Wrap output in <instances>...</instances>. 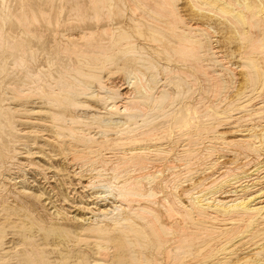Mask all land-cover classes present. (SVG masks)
Wrapping results in <instances>:
<instances>
[{
	"label": "bare ground",
	"instance_id": "bare-ground-1",
	"mask_svg": "<svg viewBox=\"0 0 264 264\" xmlns=\"http://www.w3.org/2000/svg\"><path fill=\"white\" fill-rule=\"evenodd\" d=\"M3 1L4 0H2V2ZM6 1H7V3H6ZM12 1L14 2V5L15 4L19 5V6H15L16 7L15 13L13 12L14 11L13 8H11L12 7V5H11ZM21 1H23V0H20V2ZM29 1H31L30 4L31 3L33 5L35 4L34 7L31 8L30 5L28 6L27 0L25 3V4H27L26 5L27 8H25V6H23V5L18 4L19 0H5V2H3V3L4 4L6 3L5 4L6 7L3 5L2 8L0 7L1 8L0 10L2 11L3 9L6 8L9 11V13H7V14H9L10 18H13L14 21L9 19L10 23L12 21L11 24H13V25L17 24L18 21L20 22V19L25 20L26 23H24L23 21L22 22L25 25L28 24L26 27L27 28L26 30H28V33H27L28 37L27 38L32 37V38H35V39H33V40H35L34 42H37V41L40 42L41 38L42 39L44 37L48 38L47 37L48 35L46 36V34L48 33V29L44 30V28H47V27H41V32L43 30L44 32H46V34L44 32H42V33L39 32V33H41V34H39L36 30V27L38 28L42 24L47 23L48 25H50L53 28V26H52L53 23L51 25V22L53 20L50 19L53 15L48 14V16H47V13H49V12H46L45 8L48 7L49 10L50 9H52V11L55 10V8H53V7L50 8V7H51V5L52 6L54 4L56 5L57 0L56 1L54 0L55 3H53V0H46V4H45L46 6H44V7L42 5H39L37 0H29ZM43 1L44 0H42V2ZM127 1H125V2H127ZM130 1H131V4H129ZM178 1L179 0H129L128 1L129 14L127 15V14H125L126 11H124V9H123V6L125 4L122 5L123 2L120 0H65V1L62 0L61 3L65 5V6L61 5V7H63V11H64L63 13L65 15V16L63 15V18L65 17V20L69 24H66V26H65V24L63 22L61 24L63 29L61 27H59V28L61 30H64V31H65V29L67 31V28H65V27L69 28L68 31L72 28V31L74 32V29H75L74 27H76L75 30L77 31V29H78L79 34L76 36L74 35L73 37H71V39L69 38L70 41H72V46H69V44L67 42L65 43V44H68L66 46H62V45L58 46L59 44L58 45L55 44V43H57L56 34H52L53 33V31H52V33H51L52 38L49 36V38H51V39H49V38L48 39H49V41L51 40L50 44L54 43V45L52 44L53 46H50V48H52V51H55V50H57V51L52 53L51 49L49 48L50 49L49 51H51L50 52L51 54L49 52L48 53L53 56L52 58H50L51 56L49 57L48 56L49 54L43 50L46 54H48L47 57L50 58V59L47 58L48 60L46 59L47 62L49 61L47 63V64H49V67L56 66V67H53L54 70L52 69L51 71L48 70L50 68H46L47 69L46 70L44 67L39 66V68L41 67V68H43V70L41 71L40 70L41 68H40L38 70L39 72H37V70H34L35 66L33 64H31V62L33 60L35 62H37V64L39 63L38 62L39 60L32 59L33 56L30 57L29 55L36 53L35 51L40 49L39 47L41 46V43H39L40 44L39 47H36L39 49H36L35 46H32V44L35 45L36 43L28 42L27 40H25L24 37L26 35L22 37V35L20 34L21 38L19 36V40H23V41L25 40V41L23 43H18V42H16L17 39L15 40L17 33L16 34H15V32L11 33V31H9L10 28H8L9 29L8 31L13 36L15 35V37H11L10 34H8L9 32L6 33L7 37H9L11 39L9 41L10 42L9 48H11V49H9V50H12L13 53L16 52V54H14L15 57H16V55H18L17 60H15L16 63L18 62L22 65L24 64V66H25V64H27L25 62L28 60L27 57L28 58L30 57L29 58L30 60L32 59V61H29L30 63L27 64L28 66L29 65H31V66H29V67L27 65L26 66L28 68L32 67L31 69H33V70L30 69L31 72L30 71L28 72V70H27V72H25V73H26V75H28V78H31V80H34V82H35L34 87L29 84L31 86L30 91H31V94H32V92H34L33 93L34 96H37L34 98H37L38 100H40L41 107H39L38 109H33L34 112L30 113L31 116H29V118L33 117L32 114L40 116L39 119L34 121V122H36L35 124L38 127V132L39 133L41 132L42 137L45 139L44 141H46L48 143L46 146H51L53 148L51 150V152L54 153L53 155L52 154L48 155V154L44 153L42 150L41 152H39L42 155H39V153H38L37 155L35 154V157L39 155L37 157L39 159L42 156L46 157V158L48 157L49 159H51L52 157L56 156V158L64 161L65 170L61 168L63 166H61V167L59 166L60 167L59 169L64 170L65 171L64 175L67 176L68 178L76 179V181H78L77 186L80 189H83V190H85V189L89 190L90 189L91 190V189L98 188V187L101 188V189H99L100 191H96L90 195L87 194L88 196H85V198L87 199V203L80 202V203H82L81 205L80 204L74 205L71 203L72 208H75L76 211L79 212V215H80V212H83L84 216H82L80 218L76 217V216H78V214H76L75 216H71L72 214L70 215L69 214L70 212L69 213L66 212L64 210L65 208L59 209L57 211L55 210L56 212H54V213L52 212L53 214H55L56 218L54 216H52L53 214L51 215L57 221V224L64 225V222H66V221L68 222V220L72 219V220H76L77 222H79L83 226H85V227H81L78 230L79 232L77 231L78 233H73L74 236L72 238H74L77 242H82V243L84 242V243H87L89 245H93L94 247H96L99 250V254L102 253L103 255H104V253L105 254L109 253L108 251L111 250L112 255L109 256L108 259L105 258L108 255L104 256V259H106V260L99 259L97 257L99 260H96V261L93 260L94 263H92V264H146L145 263V260H146L145 257L149 256L150 254H148V255L146 254L147 256H145L143 252H140V251H142V248L145 246H143L144 244H142L140 239H138V237H140L139 235H141L145 239V237L147 235L146 233H150V235L152 236L150 238L151 239L154 238L156 240V242H154L155 245H156V243L158 245L162 244L163 242L168 240L167 236L169 234L166 231V225L165 226L163 225V223H164L163 220H162L163 223L159 222V219L161 217L159 218V217L155 216L153 214L155 212L150 210L149 209L150 207L148 205H147L149 207V208L147 207L148 209L145 207L144 208L138 207L139 210L138 209L135 210V209H133L134 207L132 208V203H134L135 201H137L140 198H147V199L151 200L152 198L156 197V195L157 196L159 195V193L156 194V192H154L152 188L149 191L144 189V191L148 192L146 194H145V192L142 191L143 190L142 189V185H143L142 182L143 181H148L149 186L152 182H155L153 179V177H155V176L151 175L152 173L149 175H146L147 173H149L148 171L150 169H148L149 167L146 165L147 162L145 163V160H144L145 155L147 156V154L153 152L154 154L157 153V156L161 157L162 155H158V154L166 153L169 150H171L169 148H174V147L177 148L180 151V153L183 154L184 156L191 157L192 159L196 158V160H195L196 162L198 161L197 159H199L201 161V162L198 161V162H200V166H201L200 169L198 170V173H200V174L195 176L194 175V169H192V167H191V169L193 170L192 171L193 173L186 171V173H189V174L191 173L195 176V177L192 176L194 178H189V179H187V178L190 175H188V177L185 176L186 177L185 183L191 182V184H192V186L190 184H188L191 186V187L189 186L190 188L188 187L189 189L186 187L188 190H185L184 187L180 186L183 188L182 192H184V193H182V195H185L184 198L186 199V202L183 201V198L181 200V198H180L181 194H177L180 192L179 190L181 189L179 187L180 189H178V191H179L178 192L177 191L178 186L175 189L176 191L173 194L171 193L174 201L167 200V198H165L166 196L164 197V200H163L165 202H163L161 199L160 200L167 205V206L164 205L166 208L165 210H167L165 212L169 211L170 214H172L174 216V217L171 216L172 218H174L173 220H175V219L177 220V217L180 216L179 213L184 212L185 213L184 215L186 216L185 220L187 221V218L190 219L191 225L196 227L195 228L192 226V228L199 229L200 231L202 230V231L206 232L205 233L206 235L204 236L206 240H204L203 242H198L199 241V238H198L197 239L198 241L196 240V242H198L197 244H200V243L201 244L198 247L194 248L193 242H194L195 238H197V235L199 233H200L199 235L202 236L204 232L199 231L197 234V232L193 233L192 230L191 231L188 230L190 234L187 231L188 234L186 235L185 230H187L188 226H185V224L183 225V223L185 222V220H184V221H182V224L180 223L181 225L187 227L186 229L185 228L182 229V230L185 229L184 230L185 231L184 232V236H185L184 240H182L181 242H179L177 244L178 240L175 239L177 241L176 242L174 241L175 243L173 242V246H174V244H176V246L173 248H169L170 250H167L168 248L167 249L164 248L166 244H164V245L162 244V247L164 246L163 248L166 249L167 251H169V253H171L177 247L182 248L184 257H185V255L187 256V259L190 258V256L193 257L192 264H264V232H263V234H258V233H256V229L258 231V228L254 227L255 225H258V224L264 225V162L263 163L262 162H258V163L256 162L258 165L260 164V166L257 169L254 168V170L251 171L250 173H246L244 171L243 166L238 167V168H235V166H233V167L231 166L232 168H229L230 167L229 165L231 162L228 164L229 167H227V169L225 170V168H226V166L224 165L225 162L223 164L224 160H226V161L227 160H233V159H227V158L224 159L225 157H227L226 152L228 150H231V149H229L231 147H233V148L235 147L234 149H236V152H238L240 150L236 147L243 148V150H245V152L253 153V157L255 156V157H257L258 160L260 159V160L264 161V158L261 159L262 155L264 153V125L262 124V126H263V127L261 126L262 129L256 128V127H259L258 124H257L258 126H256V127H252V126L249 127L250 122L248 123V121L252 120L250 118V114H245V115L242 114L243 112H247V113L250 112L251 113L254 111L257 112L259 110H262V112H264L263 111L264 105L263 106L261 105V106L257 107L256 109H254V107H255L254 105L255 104L257 105L259 103H255L252 106L250 103L252 101V100L250 101V99L252 97L250 99L244 100L247 96V95L245 96L246 93L242 94V96L244 95L245 97L239 96V98H238L237 96H235L238 98V99L236 98L237 100L235 99V97H233L234 95L232 94L233 96L232 95L231 96L233 97V99H235L234 101L229 100V102H228L227 99H224L225 98L223 95L224 91L226 90V92L228 93L227 88H229V86H227L228 83H226L225 80H226V76H228L229 74L227 75V73H226V76H225V74L220 75L218 73V71L217 70L214 71V69L212 67H213V65L216 66L218 64L219 69H222V71H223V68L225 66V65L223 66V64L227 63V62L224 63L223 61H224L225 56H227V55H224L223 50H220V49L217 50L214 46L215 41H213L212 38H215V36H214V34H212L213 32L211 33V31L213 29L212 30L209 29L210 27L213 28V25L211 26V25L207 24L205 27V25H202L201 23H199V20L208 18L210 15H212V16L218 15V17L220 16L221 18L223 17L222 19L227 21L228 27L234 28V30L240 36L242 41L243 42L245 41L246 43H248L247 42L248 40H246V37L248 36V34H249V36H251L253 33H255L253 35L255 38L254 39L252 38V40H250L248 43V44H250V42H251V46H252L251 49H249V50L246 49L247 51H244V52L241 51V53L238 54V56H237L238 58L243 60L242 65L247 69V71H246L244 68V71H246V73L248 72V74L245 73L246 78L244 79V77H243V79L247 80L248 79L247 76H249V79H250L251 84H252L251 86L249 85L250 88H246L247 90L244 89L245 88L244 86H246V85H244V82H246L245 84H248L249 80H248V82L243 80V84L241 83L239 85H241V88L244 89V91L248 92V89H251V90H249V92L253 91V93L252 94L247 93V94H250V96L255 95L256 93H254V91L255 92L257 91V93H259L258 90L260 91V89H263V90H261L262 92L264 91V69L263 70L261 69L263 67L262 64H260V62H259L261 60H256V59H259V58H256V54L258 56L262 55L264 57V12H263L264 10L262 11V9H264V6L262 7V5L264 4V0H255L254 3H256V1L259 3L261 2V3L257 4V5L255 4L252 6L251 5L249 6L247 4L248 0H245V2L247 1L246 3H244V2L241 3L239 0H187V4L191 8L193 15L195 16V19H197L198 23L197 22L190 23L189 21H187L185 16L182 15L180 12V7L178 6ZM39 2H41V1H39ZM250 2H251V0H250ZM61 3H59V4H61ZM21 4H22V2H21ZM48 4L50 5V7ZM252 4H253V2H252ZM10 5H11V7H8ZM259 5H261V6L258 7ZM21 6H23V8ZM7 10L2 11V12L6 13V12H8ZM58 11L59 10H57V12ZM61 12H62V10H60V13ZM58 15L59 14H57V17H58ZM126 15L128 16V18H126ZM3 17L4 18L7 17L6 21L9 18L6 14L3 15ZM220 17H219V19H220ZM2 18H0V19H2ZM59 18H61V17H59ZM59 18L57 19V22H56L57 24H58ZM63 18H62V20L64 21ZM124 18H126L128 20V23L124 24L125 20H124V23L122 22L123 24H121V22L117 21L118 23L115 24L116 27L113 26V22L115 19L121 20ZM217 18H216V20H217ZM15 19L17 20L16 23H15ZM219 19H218V21H221ZM1 21H0V23H1ZM42 21L44 23H41ZM209 21H211V20H209ZM223 22L226 23L225 21H223ZM37 23L39 24V26ZM219 23L221 24L222 21ZM21 24H20V26H18L19 25V23H18V25H16V26L14 25V26L19 28V30H20V27L22 28L23 26H25V25L21 26ZM47 24H46V26H48ZM59 24H60V22H59ZM217 24L216 25L214 24L215 25L214 27H216ZM2 25H4V27ZM8 26H10L9 23H8ZM50 26H48V27H50ZM207 26H209V28ZM224 26H226V25H224ZM248 27H249V30L247 29ZM4 28H5V23L2 22V24L0 25V41H2V42L4 40L3 37L5 36L4 35L2 37L3 39L1 38V36L4 34V31H5ZM23 28H25V27H23ZM39 28H38V30H40ZM220 28H221V25H220ZM220 28H218V29H220ZM11 29H13V27ZM32 29H35V30L33 31ZM60 29L57 28V30H60ZM23 30H25V29H23ZM35 31H36V33H35ZM57 32L58 31H56V33ZM21 33H24V32H21ZM69 33H71V31H69ZM69 33H66V35ZM214 33H215V31H214ZM230 33H232V32H230ZM28 34H30V35L32 34V36H30ZM233 34H234V32H233ZM49 35H50V33H49ZM63 35H65V34L62 33V36ZM96 35H98L97 38L95 37ZM212 35L214 37H212ZM221 35H223V34H221ZM239 36H237V37H239ZM63 38L68 40V38H66V37H63ZM48 39L46 40L47 42H48ZM232 39L233 38H231V40ZM83 40H85L86 43L82 45L80 42ZM237 40H239V39H237ZM60 42H62V40ZM233 42H234V40H232V44H233ZM42 43H43V41H42ZM44 43H46V42H44ZM235 43L237 44L238 42H235ZM242 43H241V45H242ZM1 44L2 43L0 42V48L2 46ZM236 44H234V45H236ZM239 44L240 43H238V45ZM31 46H32V48L35 49L34 52H32ZM36 46H37V44H36ZM246 46H247V44H246ZM246 46L243 45L242 48L244 49V47H246ZM248 46H250V45H248ZM41 47L44 48L43 44ZM45 47H47L46 44H45ZM226 49L227 48H225V50ZM3 50H5V49H1V51H3ZM228 50H229V48H228ZM47 51H48V49H47ZM236 51H238V50H236ZM40 52H41L40 57L43 58L45 55L42 56V51L40 50ZM44 52H43V54H44ZM6 53H8V52H6ZM236 53H238V52H236ZM236 53H234V54H236ZM9 54H11V53H9ZM38 54L39 53L36 54L37 56L34 54V56H36L35 57L36 59L39 57ZM2 55H5V54L3 53ZM3 57H5V56H3ZM263 57H262V60L264 59ZM231 58H233V57H231ZM2 59L3 58H1V60H0V65H1ZM54 59L58 60L57 61L58 64L55 63L56 64L55 65L54 62H52V60H54ZM228 59H230V58H228ZM13 60H14V58H13ZM50 60H51V62H50ZM237 60H239V59H237ZM210 61H214L217 64H215V63L213 64ZM226 61H227V59H226ZM10 62H11V59H10ZM35 62H33V63H35ZM180 62H182V63L185 62V65L188 64L189 65V66L187 65L188 68L189 67L191 68L190 70H193L194 72L198 71L197 72L198 74L203 72L202 74L205 77H206V75L209 76V74H207V73H209L208 70H210L211 73H212V70L214 72H217L218 76H217V78H215L217 81H215L216 84L213 85L214 88L211 85L213 83L210 81V79H208L209 82H211V84L209 83L210 84L209 89H211V87H212V90L213 89L214 90L212 91V90L208 89L207 93H205V91H206V87H205V91L203 90L204 91L203 93H205L206 95L209 93L211 98H212L211 95H213L215 93L213 95L215 97V98L213 97V99L214 100L216 99L215 101H217V99H219L221 101L222 98L224 97L221 102H224V100H227V102H225L227 104L220 103V104H222L221 106H224V105H227L229 107L230 106L231 107L238 106V108L237 107L236 108H237V110L240 109L241 112L239 110L238 111L239 113L238 112L235 113L236 109L235 108H233V109H235L234 114H236V115L239 114V116H236V117L232 116L233 118L224 116L223 111L220 112L218 109H214V108H218V106L220 105V104L218 105L217 102H215V105L217 103V107L215 105H212L214 100H211L212 101L211 104L209 102L208 105H203L201 102H204L205 104H207L208 103L207 100H206V102H207L206 103L205 101H202L199 98L200 102L199 101L198 102L202 104V107L200 106L201 104L198 105L199 107L192 105L193 102L191 103V100L193 101V99L191 96H188V94H191V93H188L187 91H189V90H187L186 93H188V94H187V96H185L186 93L184 91H181L183 89L178 90V88H177L178 85H177L176 81H175V83H176V88H175L176 90L175 91L174 90L170 91V88L166 89L168 84L164 85V83H161V82H163V80L166 81L167 79L169 82H171L173 79L172 77H174V76L169 75V76H171L170 77L171 81L169 80L170 78L168 75H167L168 77L166 76L167 79H163L162 81H160V79L162 77L159 78L158 71H160V73H161V71H162L161 69H163L164 72L165 71L167 72L165 74H171L173 72L171 70V66L174 64L178 65L177 63H180ZM208 62H210L212 64V67L209 66L210 64ZM231 62H233V60L230 61V63L228 62L230 64L229 65L230 67L233 66V65L231 66ZM3 63L4 62H2V64ZM5 64H6V62H5ZM37 64L35 63V65H37ZM236 64L237 63H235V65ZM9 65H10V63H9ZM38 65H42V63L38 64ZM182 65H184V64H182ZM111 66L112 67L116 66L115 69H117V67H120V66H124V68H126L125 66H127L128 69H132L131 73L135 77H133V75H132L133 80H131L129 83L127 82L129 84L128 86H125L123 88L120 87L121 90L117 89L119 87H116V89L114 88L115 90L111 87H107L106 84L104 83L105 82L104 76L106 77L109 73L113 72L111 69H114V68H111ZM229 66H228V68H229ZM243 66H242V68H243ZM207 67H210V69H207ZM258 67H260V69H261L260 71H262V72L257 71V69L259 70ZM1 68L3 69V67H1ZM4 68L7 69L8 67L7 68L4 67ZM12 68H16V67L14 66ZM182 68L186 69L185 67H182ZM233 68H234V66H233ZM2 69H0V71ZM106 69L108 70V72H106ZM120 69H122V68H120ZM14 70L12 69V71H11V69H10V71L12 73H10L8 71L9 74L10 75L13 73L15 74L17 69L15 70V72H14ZM109 71H112V72H109ZM117 71H119V70H117ZM124 71H125V69H124ZM233 71L235 72V69ZM233 71H231V72L234 73ZM1 72H3V70ZM105 72H106V74L107 73L108 74L105 75L104 74ZM126 72H127V69H126ZM237 72H239V74H240L239 69L237 70ZM237 72H235V73H237ZM114 73H116V72H114ZM197 73H195V75ZM213 73H212V75H213ZM241 73H243V72H241ZM4 74H6L5 71L3 72V75ZM14 74H13V76H14ZM239 74L237 73V75H239ZM245 74H241V75H245ZM3 75H1V76L3 77ZM10 75H9V77H10ZM121 75H123V74H121ZM129 75H131V74L129 73ZM188 75L190 76L191 74L188 73ZM195 75L194 76L192 75V76L196 79L198 76H195ZM203 75H201V76L204 77ZM232 75H233V77L230 75L232 78L239 77V76H236L235 74H232ZM1 76H0V78H1ZM17 76L18 75H16L15 77L18 78ZM24 76H23V80H25ZM128 76H126V77L129 78L130 76L129 77ZM192 76H190L191 78H189V79L193 80L194 78ZM201 76H199V79L201 78ZM223 76H225L224 79H223ZM230 76H228V78ZM11 77H12V75H11ZM231 77H230V79H231ZM28 78H27V80H29ZM177 78H179V77H177ZM209 78H210V76H209ZM241 78L242 77H240V79ZM18 79H21V78H18ZM113 79L114 78H112V80ZM240 79H238V80H240ZM27 80H26V83H28ZM179 80H177V82ZM202 80L205 81L207 79H205V80L201 79V81ZM208 80L205 82H203V81L202 82L208 83ZM211 80L213 81L214 79H211ZM0 81H2V80H0ZM107 81H106V83H107ZM181 81H183V80H181ZM109 82L111 85L112 81H109ZM238 82H240V81H238ZM241 82H242V80H241ZM1 83L2 82H0V84ZM15 83H17V82H15ZM26 83L22 82L21 84H26ZM189 83H193V86L195 87V85H197L196 83H199V82H196L194 84L193 81H190ZM189 83H187V84H189ZM200 83L198 84L197 87H199ZM170 84H173V82H171ZM184 84H182V85H184ZM230 84L234 85L235 87H233V88H235V90H236V86H238V85H235V83L232 84V82ZM115 85H116V83H115ZM173 85H168V86L172 87ZM185 86H183V87H185ZM188 86L190 87V85H188ZM193 86H191V87H193ZM9 87H11V85ZM179 87L182 88V86H179ZM194 87L192 88V90L194 89ZM8 88H7V90H8ZM15 88L17 89V87L16 86L13 87L14 91L16 90ZM186 88L188 89V87H185L184 89H186ZM189 89H191V88H189ZM242 89H239V92L243 91ZM24 90H25L24 88L20 89L19 95H22L23 93L27 94V92H25L27 90H25V91ZM125 90H127V92H124ZM196 91L198 92V90H196ZM208 91H212L211 92L212 94ZM230 91H232V90H230ZM182 92H184V94ZM192 92H194V91H192ZM239 92H238V94H239ZM195 93L196 92H194V94ZM232 93H235V92H232ZM33 94H32V97H33ZM261 94H263V93H261ZM261 94H259L258 96H260ZM196 95H195V97H196ZM22 96H24V94ZM181 96L183 98L179 99V98H181ZM204 96L202 97V99H206L205 98L206 96L205 97ZM261 97L264 98V96H261ZM228 98H230V97H228ZM263 98H261L262 102L264 101ZM32 99L33 98H31V100ZM124 100H126V101H124ZM177 100H179L180 102L182 100V103H184V104L183 105L181 104V106H179V104H177L179 107L175 106V104H176L175 102H177ZM183 100H185V102ZM194 100H196V99H194ZM197 100H198V97H197ZM256 100H259V99L257 98ZM36 102H35V104H36ZM254 102H255V100H254ZM168 103H169V106L166 107V104H168ZM5 104H6V102H5ZM24 105H26V104L24 103ZM24 105L18 106V107L24 108ZM213 106H214V108H213ZM11 107H13V106H11ZM3 110L7 111L4 109V107H3ZM9 110H10V108H9ZM0 111L2 112L1 109H0ZM4 111H3V113H4ZM10 111L12 112L14 110H10ZM68 111H72L75 114L76 118H73L71 115H69ZM230 111H233V110H230ZM15 113H18V112H15ZM24 114H26V113L24 112ZM258 114L261 115V112ZM9 115H10V113H9ZM27 115H29V114H27ZM5 116L8 117V115H5ZM16 116L17 115H13L12 117H15L14 119L17 120V118L19 116L17 118H16ZM24 117L27 118L26 115H24ZM260 117H262V116H260ZM10 118L6 119V121L4 122L6 124L5 127L8 126L7 127L8 129H9V126L12 124ZM252 118H254V117H252ZM14 119L12 121L15 122ZM21 119L22 118H20V120L19 119L18 120L21 121ZM35 119H36V117H35ZM257 119L258 118L256 117V121H261L260 119L259 120H257ZM27 120H29V119H27ZM27 120H25V121H27ZM1 121H2V119H1ZM263 121H264V118H263ZM4 123H2V124H4ZM17 123L19 124V122H16V124ZM258 123L260 124V122H258ZM82 124L88 128L84 129L83 127H81ZM252 124H256L255 121ZM19 125H21V124H19ZM12 126H14V125H12ZM2 127L4 129V126H2ZM14 127L17 129L16 131H18L20 129V128L19 129L17 128L18 126L17 127L14 126ZM7 130H6V132H7ZM11 130H13V129H11ZM8 131H10V130H8ZM23 131H24V129H23ZM13 132L14 131H12L10 133L12 134ZM38 132H36V134ZM10 133H9V135H10ZM30 133H32V131H30ZM41 134H39V135H41ZM7 135H8V133H7ZM7 135H0V148L2 151L1 153H3L4 151L5 152L8 151L7 153H9L8 145H10V143L5 138ZM17 135H18V133H17ZM22 135H25V134H22ZM33 137L31 139H33ZM23 139H25V138H23ZM11 141H13V139H11ZM23 141L24 140H22V144L24 143ZM26 141H28V140H26ZM6 143H9V144L6 146ZM19 143H21V142L19 141ZM11 144H13V143H11ZM39 145H41V144H39ZM11 146H13V145H11ZM18 146H20V145H18ZM18 146H16V147H18ZM14 147H15V145H14ZM14 147H11V149ZM26 149L28 150V148H26ZM103 149L104 150L107 149V151L109 150L111 152L119 150L120 156H119V153H118V155L115 154V156H119L118 160L116 159L117 162L110 165V163H112V161H110L111 157L109 159L107 158L108 156L104 157V155H103L104 152L102 151ZM174 149H172V150H174ZM14 150H15V148H14ZM233 150H232V152H233ZM24 151H26V150H24ZM101 151L103 153H101ZM16 152L18 153V151H16ZM16 152L14 153V155L16 154L15 158H16V156H18L20 154L24 155V153H25V152H23V153H20L17 155ZM28 152H29V150H28ZM173 152H175V150ZM239 152L242 153L243 151L241 150ZM239 152H238V154H239ZM106 153L107 152H105V154ZM178 153H176V156ZM29 155H31V154H29ZM171 155L175 157V155H173V154H171ZM241 155H243V153ZM3 156H5V155H3ZM25 156H27V155H25ZM31 156H29V158ZM148 156H150V154ZM172 156H171V159L173 158ZM203 156L204 157L206 156L205 159H203L204 158ZM5 157L7 158L8 155L6 154ZM163 157L165 160L166 155L164 154ZM178 157H179V154H178ZM178 157H177V159H178ZM234 157L237 158L236 155ZM241 157H243V156H241ZM247 157H249V156L247 155ZM11 158H9V159H11ZM209 158H212V159H209ZM9 159H7V160H9ZM184 159H186V158H184ZM187 159L189 160V158H187ZM249 159H250V157H249ZM15 160L19 161L17 158ZM15 160L13 162H15ZM112 160H114V157L112 158ZM170 160H168V161H170ZM188 160L186 162H188ZM109 161H110V163H109ZM147 161H148V159H147ZM192 161L194 162V160H192ZM10 162H12V159ZM180 162H181V160H180ZM190 162H191V160H189L188 163L183 164V165H185L186 167H190V164H191ZM193 162H192V164H193ZM20 163H22L24 165L23 161H21ZM83 163H86V164L89 163L91 165L90 166L91 169L89 167H87L90 169L89 170L90 174L92 175L94 180L103 178V180L100 179L103 184H101V185L98 184L99 186L96 185L97 186L96 187L95 182L93 180L91 181V179H90V181L88 180L89 182L87 181L86 184L82 182V179L84 177V172H86L83 170V167H82V166H84ZM159 163H161V162H159ZM174 163L177 164L176 166L182 164V163L178 164L177 162H174ZM235 163H237V162H235ZM27 164L29 165V163H27ZM125 164L130 165L127 169L126 168L125 169L128 170L131 167V172L123 170L124 167H127V166H124ZM147 164H149V163H147ZM175 164H173V165H175ZM197 164H199V163H197ZM10 165L11 164H9V166ZM13 165H15V164L13 163ZM13 165L11 167L12 169H13ZM30 165H31V163H30ZM109 165L112 166V168L108 167ZM169 165H171V164H169ZM254 165H255V163H254ZM6 166H8V165H6ZM34 166L35 165H32V167H34ZM38 166H37V168H38ZM40 166H41V164H40ZM104 166H107L108 168H110L111 171H113V174L115 177H113L112 179H119L120 180V178H117V176L121 172L120 168L122 166H123L122 171L129 172V174H126V175L127 176L132 175L133 177L131 176V178L129 180L127 178L128 181H126V182H123V181H122V183L118 182V184H116L114 182L116 180H114L112 182H111V180L107 181L106 175L109 173H106V175L104 176V174H103L104 170L102 171V169H100V167L104 168ZM176 166H175V168H177ZM1 167H2V165L0 166V168ZM21 167L23 169L24 166H21ZM158 167H159V165H158ZM169 167H171V166H169ZM193 167L196 168V166H193ZM15 168H17V167H15ZM37 168H36V170H37ZM45 168H47V166ZM145 168L148 169V170L146 169L147 172L145 175L134 177V175H136V172H139L141 170H144L143 172H145L146 171ZM171 168H173V167H171ZM185 168H184V170H185ZM48 169H50V167ZM160 169H162V168H160ZM165 169H166V166H165ZM165 169L163 168L162 170H165ZM167 169H168V167H167ZM180 169H183V168L181 167ZM39 170H41V169L40 168L38 169V174H39ZM110 170H108V171L110 172ZM119 170H120V172H119ZM155 170H157V169H155ZM162 170H160L161 173H162ZM7 171L9 172V170H7ZM19 171H21V170H19ZM169 171L172 174L177 173V171L175 169H174V171H176V172H174V173L171 172V171H173L172 169H170ZM132 172H135V174L134 175L130 174ZM47 173H45V175ZM179 173H180V171H179ZM181 173H182V171H181ZM1 174H0V176H1ZM142 174H144V173H142ZM163 174L164 173H162L161 176ZM172 174L170 176H172L171 178H174ZM195 174H196V172H195ZM202 174H206L207 176L209 174V176L207 178H203L202 176L199 177ZM43 175H44V173H43ZM126 175L124 174V176H126ZM109 176H111V175H109ZM109 176H108V179H111V177H109ZM48 177H49V175H48ZM51 177L49 178L50 180H51ZM178 177H181V176L179 175ZM196 178H197V180H196ZM63 179H65V178H63ZM174 179H176V178H174ZM179 179L174 180V182L176 183V181H177V184H181V183H179ZM210 179L212 181L208 182ZM53 180L54 179L52 178V181ZM55 180H56V178H55ZM85 180H83V181H85ZM122 180H123V177H122ZM156 180H157V178H156ZM181 180L182 179H180V182H181ZM7 181L9 182V179ZM105 181H107L106 184H104ZM11 182H9V183H11ZM16 182H17V179H16ZM66 182H67V180H66ZM74 182H75V180H74ZM96 182H97V180H96ZM166 182H168V181H166ZM13 183H15V182H12V184ZM113 183H115V185ZM185 183H182V185ZM174 184H172L173 185L172 187H174ZM7 185L10 186V184H7ZM31 185H33V184H31ZM36 185H37V183H36ZM68 185H67V187H68ZM74 185H75V183H74ZM151 185L155 186V184H151ZM158 185H156V186H158ZM60 186H61V184H60ZM77 186L75 185L74 187H76V189H78ZM169 186H171V185H169ZM183 186H185V185H183ZM16 187H18V186H16ZM52 187H54V186H51V188ZM62 187H61V189H62ZM71 187H72V185H71ZM71 187L69 186L68 189H70ZM163 187L164 186H162V188ZM36 188H38V187H36ZM143 188H145V187H143ZM71 189H73V188H71ZM147 189H149V187ZM13 190H14V187H13ZM15 190H16V188H15ZM23 190L24 191H22V189H21V193L24 194L25 196H28L29 200L32 198L31 201L33 199H34V201H36V204H38V206H39L38 207L36 205L37 208L41 207V210H42V208L46 209L45 204H44V199H46V198H44V196H46L45 193H43V192L38 193L37 191L32 192L28 189L27 190L23 189ZM64 190H63V193H64ZM83 190H81V191L83 192ZM73 191H75V190H73ZM173 191H171V192H173ZM85 192L87 193V191H85ZM85 192H83V193H85ZM11 193H12V191H11ZM17 193L19 194V192H17ZM13 194L15 195V193H13ZM13 194L11 196H13L15 198L16 195L14 196ZM66 194H64V195H66ZM78 194H81V193H78ZM64 195H62V197ZM161 195L164 196L163 194H161ZM0 196H2V193H0ZM20 197L18 196L19 201H20V199H19ZM28 197H26V198H28ZM56 197H58V196H56ZM75 197H77V196H75ZM81 197H80V199H81ZM8 198H9V196H8ZM26 198L22 199V197H21V204L24 203V202H22V200H25V201L28 200ZM78 198H79V196H78ZM112 198L115 200V203H118L120 205L118 206L117 204H114V202H110L111 201L110 199H112ZM179 198H180V201H179ZM15 199H17V198H15ZM64 199H65V202H67V204H68L69 200L67 199V197ZM154 199L157 200V198H154ZM154 199H152L151 201H149L150 203L149 202L148 203L153 205V203H155V202H153ZM158 199H159V197H158ZM29 200L27 201L28 203H29ZM48 202H50V200ZM162 202H161L160 207L163 205ZM6 203H8V202L6 201ZM137 203L139 205L142 204V202L139 203V201H137ZM137 203H136V205H137ZM3 204H5V203H3ZM46 204H47V202H46ZM57 204L59 205L60 203H57ZM76 204H77V202H76ZM110 204H112L114 206H112ZM158 204H160V202ZM134 205H135V203H134ZM10 206L11 205L9 204V208H10ZM33 206H35V204ZM177 207L182 210L181 212H177L179 214L178 216L176 213V211H179V210H177ZM3 209H7V208L3 207ZM10 209H8V210H10ZM19 210H21V209H19ZM41 210H40V212H42ZM68 210L70 211V209H68ZM11 211H10V214H11ZM13 211H15V210H13ZM50 211H53V210H50ZM123 211H125V212L127 211L129 213V215H132V218H135V217H133V214H135V216L138 215L139 213L143 214L140 216L138 215V217H136V219H138V218L142 219L143 221L142 220L141 221L144 224H142V222H140V223L144 226L143 227L137 226L136 223H134L135 219L133 221L130 218L131 216L128 217V214H126L125 212L124 213L126 214V216L123 215L122 214ZM136 211H139V213L136 214L135 213ZM161 211H162V209H161ZM46 212H48V211H46ZM22 213H23V210H22ZM174 213L176 214V217H175ZM13 214H14L13 216H15V213H13ZM164 214H166V213H164ZM170 214H167L168 217ZM160 215H158V216H160ZM167 215H165V216H167ZM0 216H2V215H0ZM6 216H8V214ZM181 216H183V215H181ZM4 217H5V214H4ZM8 217H10V216H8ZM20 217H21V215H20ZM171 217H169V221H170ZM5 219L9 221L10 218L9 219L4 218L3 222L8 223L7 221H5ZM25 219H27V218H25ZM140 219H138V220H140ZM182 219H184V218L182 217ZM15 220H17V218H15ZM105 220H108V221L110 220V222L112 223L111 227L103 224L105 222ZM164 220H166V218ZM48 221H49V223H51L50 220H48ZM177 221H179V220H177ZM14 222L16 223L17 221H14ZM14 222H13V224H15ZM19 222H21V221L19 220ZM19 222H17V223H19ZM22 222H24V221H22ZM26 222H24V223L26 224ZM77 222H75V223H77ZM157 222H159L162 225L159 226V224ZM0 223H1V221H0ZM53 223H55V221ZM53 223H52V225H53ZM190 223H189V227L191 226ZM25 224L24 225L21 224V225L25 226L24 228H23V226L19 227L20 229L23 228L22 231L28 229L27 228L28 226ZM178 225L176 226L177 229L182 231L181 228H178L179 227ZM11 226L12 225H10V227ZM7 227H8L7 230H9L10 227L9 226H7ZM19 228L17 226V229H19ZM169 228H172V227L170 226ZM0 229H4V228H0ZM17 229H16V231H17ZM188 229H190V228H188ZM260 229H261V227H260ZM5 230H3V232ZM63 230H64V228H63ZM39 232H40V229H39ZM43 232L44 231H42V233ZM50 233L51 232L49 231L48 234H50ZM71 233L72 232H69L68 236H66V237L59 236V238L66 242L73 235ZM127 233L134 235V238L131 237L130 235H127ZM4 234L6 235V232H4ZM4 234H3V236H4ZM36 234L38 235V233H35V235ZM70 234H71V236H70ZM52 235H54V234H52ZM61 235H63V234L61 233ZM181 235H183V234H181ZM201 236H199L200 240H203L202 238H204V237H201ZM56 237H58V236H56ZM56 237H54V238H56ZM170 237H171V235H170ZM172 237L174 238V235ZM1 239H3L2 241L5 240L4 237ZM29 239L31 241H32V239L37 240V238H29ZM164 239H166V240L164 241ZM172 239H170V240H172ZM7 240H8V238L6 239V241ZM146 240H147V237H146ZM15 241H17V240H15ZM50 242H52V241H50ZM69 242H71V241H69ZM3 243H5V242H3ZM82 243H81V245H82ZM112 243H113V245H111V247L109 248L110 244H112ZM166 243L169 244V240ZM35 244H36V242H35ZM44 244H42V245H44ZM78 244H80V243H78ZM2 245H5V244H2ZM181 245H182V247H181ZM247 245H248V247L246 248ZM9 246L7 245L5 248H3L1 250V253L3 252L2 253L3 256L4 255L8 256V254L11 253L10 249H13V248H10ZM46 246H48V245L46 244ZM60 246L62 248H64V246H62V245H60ZM154 247H159V246H154ZM33 248H32V250H33ZM65 248H66V246H65ZM51 249H53V248H51ZM159 249H160V247H159ZM249 249H251L253 252L255 251L254 255L256 257L254 259L252 257H246L247 255L245 257L243 256L242 258L237 259L239 252H242L240 254L243 255V251L249 250ZM21 250H23V249H21ZM35 250H34V252H35ZM138 250L140 253L138 252ZM162 250L163 249H161V251ZM251 250H249V251H251ZM16 251H17V249H16ZM18 251L13 252V250H12L13 254L18 253ZM52 251L55 252L56 250H52ZM62 251H64V250L62 249ZM96 251L97 250H95V252ZM21 252H23V251H21ZM31 252H30V254L32 255L33 253H31ZM43 252H45V251H43ZM247 252L248 251H246V254H247ZM25 253L26 252H24V254ZM156 253H158V255L160 254V252H155V254ZM37 254H39L38 250H37ZM47 254H48V252L46 254H44V256H46ZM49 254H48L47 258H49ZM252 254L253 253H251L249 255L253 256ZM16 255L18 256L19 253ZM64 255L66 256V254H64ZM100 255H98V256H100ZM109 255H110V253H109ZM167 255H168V253H167ZM19 256H21V254ZM153 256L154 255H151L152 259H147V261L148 260H150L149 262H151V260L153 261L154 260L153 258H156L155 256L154 257ZM239 256H238V258H239ZM100 257H102V256H100ZM179 257L180 256L178 255V257H176V258H179ZM23 258L25 260L27 259V261H28V258H25V256H24V257L20 258L19 264L24 263ZM6 259H8V258H6ZM6 259H4V260H6ZM55 259H57V258H55ZM180 259H183V258H180ZM174 260H175V258H174ZM47 261H48V259H47ZM47 261H46V263L48 264L49 261L48 262ZM78 261H81V260H78ZM0 262H1V260H0ZM50 262H49V264L53 263V262L52 263H50ZM57 263H59V262H57ZM177 263L179 264V262H176L175 264H177ZM180 263H181V261H180ZM9 264H11V263H9ZM27 264H30V263L27 262ZM61 264H66V263L63 262ZM150 264H152V263H150Z\"/></svg>",
	"mask_w": 264,
	"mask_h": 264
},
{
	"label": "rangeland",
	"instance_id": "rangeland-1",
	"mask_svg": "<svg viewBox=\"0 0 264 264\" xmlns=\"http://www.w3.org/2000/svg\"><path fill=\"white\" fill-rule=\"evenodd\" d=\"M1 2H0V7L2 8L3 7V5L5 6V4L7 3V1H6V3L4 4L3 2H5V0L2 2V0H0ZM29 0H27V4H28V6L30 5V7L32 8V7H34V5L31 3L30 4V2L31 1H29ZM39 1H41V2H39ZM56 1V0H55ZM60 0H57L56 1V5L54 6H52L50 3V5H51V7H50V5H49V7L50 8H55V10H53L52 11V9H48V7L47 8H45L46 9V12H49V13H47V16H48V14L50 15V14H52L53 16L50 18V19H52L51 21V25H52V23H53V28L50 26V25H48L47 23V25L48 26H50V27H48V26H46V24L42 21L41 23H44V24H40L41 26H39V24H38V26L40 27H38L40 30H38V28L36 27V30H37V32L39 33V32H41V27H47V28H44V30L45 29H48V33L46 34V32H44L43 30H42V32H44L45 34H46V36L49 38V36L52 38V34H56V39H57V43H55V44H59L58 46H66V45H68L69 44V46H72V41H70V39H71V37H73L74 35L76 36V35H78L79 34V31H78V29H77V31L75 30L76 29V27H74L73 29H74V32L72 31V28L69 30V31H71V33H69V31H68V27H65L66 26V24H69L66 20H65V17L63 18V15H64V11H63V7H61V5H63V6H65L64 4H62L61 3V1L59 2ZM65 1V0H64ZM120 1H122L123 3H122V5H124L123 6V9H124V11H126L125 12V14H129V4H131V1H130V3L128 4V1L127 0H120ZM125 1H127V2H125ZM241 3H246L245 2V0H239ZM21 2H22V4H21ZM20 2V0H19V2H18V4H20V5H23V6H25V8H27L26 7V5L27 4H25L26 3V0H23V1H21ZM37 2L39 3V5H42L43 7L44 6H46L45 4H46V0H44L43 2H42V0H37ZM252 2H253V4H252ZM255 2V0L253 1V0H251V2H250V0H248V2H247V4L250 6H252V5H257V4H260L259 2H257L256 1V3H254ZM2 3V4H1ZM53 3H55L54 2V0H53ZM59 3H61V4H59ZM64 3V2H63ZM9 4V3H8ZM7 4V5H8ZM2 5V6H1ZM11 5H12V7H11ZM10 6H8V7H11V8H13V12L15 13V11H16V7L15 6H19V5H14V2L12 1V4H11ZM262 5V4H261ZM261 5H259L258 7H260ZM23 6H21L22 8H23ZM178 6L180 7V12H181V14L182 15H184L185 16V18L187 19V21H189L190 23H194V22H197V19H195V16L193 15V12H192V10H191V8L189 7V5L187 4V0H179L178 1ZM264 6V4L262 5V7ZM6 7V6H5ZM61 7V8H60ZM0 8V9H1ZM29 8V7H28ZM30 8V9H31ZM6 9V8H5ZM5 9H3L2 11H6ZM10 9V8H9ZM262 9V8H261ZM57 10H59L58 12H57ZM60 10H62V12L60 13ZM264 9H262V11H263ZM1 11V10H0ZM0 12V18H2L3 17V15H7L9 18L7 19V21H6V18H2V19H0V21H1V23H0V25L2 24V22H4L5 23V28H4V34L1 36V38L3 37L4 38V40H3V42L2 41H0L2 44V46H1V48H0V60H1V58H3L2 59V61H1V65H0V69H2L1 67H3V72L5 71L6 72V74H4L3 75V72H1L0 73V76L1 75H3V77L1 76V78H0V80H2V81H0V82H2L1 84H0V109L2 110V112L0 111V135H7V133H8V135L5 137L8 141H9V143H10V145H8L9 143H6V146L8 145V147H9V153H7V152H3V153H1L2 151H1V148H0V164L2 165V169L0 170V174H1V178H0V193H2V196H0V215H2V216H0L1 218V223H0V228H4V229H0L1 231H0V260H1V262H0V264H9V263H11V264H19V261H20V258H22V257H24L25 256V258H28V261H27V259L25 260L24 258H23V262L24 263H22V264H27V262L28 263H30V264H47L46 263V261H47V259H48V261L50 262L51 260V262L50 263H52V264H61V263H66V264H92V263H94V261H96V260H99V259H104V256L106 255H108L107 257H105V258H107L108 259V257L109 256H111L112 255V252H111V250H109L108 252L110 253V255H109V253H107V254H105L104 253V255L102 254V253H100L99 254V250L96 248V247H94L93 245H89V244H87V243H82V242H77L74 238H72L73 236H74V234L73 233H78L79 231V229L81 228V227H85V226H83L81 223H79V222H77L76 220H72V219H70V220H68V222L66 221V222H64V225H61V224H57V221L54 219V217L56 218V216H55V214H53L54 212H56L57 210H59V209H64L66 212H70L69 214L71 215V216H75L76 214H78V216H76L77 218H80V217H82V216H84V213L83 212H80V215H79V212L78 211H76V209L75 208H72V205H71V203L72 204H74V205H81L82 203H80V202H83V203H87V199L85 198V196H88V195H90V194H92V193H94V192H96V191H100L99 189H101V188H94V189H89V190H83V189H80V188H78V186H77V183H78V181H76V179H72V178H68L67 176H65L64 174H65V164H64V161H62L61 159H58V158H56V156H54V157H52L51 159H49L48 157L46 158V157H41L40 159L39 158H37L39 155H42V154H40L39 152H41L42 150H43V152L44 153H46V154H48V155H53L54 153H52L51 152V150L53 149L51 146H46L48 143L46 142V141H44L45 139L42 137V134H41V132L39 133L38 132V127L36 126V122H34V121H36L37 119H39L40 118V116H37V115H34V114H32L33 115V117H31V118H29V116H31L30 115V113H33L34 111H33V109H38L39 107H41V102H40V100H38L37 98H34V97H37V96H34V92H32V94H33V97H32V94H31V91H30V88H31V86H33L34 87V80H31V78H28V75H26V73L25 72H27V70H28V72L30 71L31 72V70H33V69H31L32 67H30V68H28L29 66H31V65H27V64H29L30 62L29 61H32V59H35V60H39L38 62V64H41L42 63V65H38L37 64V62H35L34 60L31 62V64H33L34 66H35V68H34V70H37V72H39L38 70L41 68V67H44L45 69L46 68H50V69H48L49 71H51L52 69H53V67H56V66H51V67H49V64H47L48 62H47V60L48 59H50V58H52L53 56L52 55H50L51 53V51H52V48H50V46H53L54 45V43H51L50 44V42H51V40L49 41V39H51V38H46V37H44L43 39L41 38V41L40 42H34L35 40H33V39H35V38H27L28 36H27V33H28V30H26L27 28V25H25L24 23H26L25 22V20H21L20 19V22L22 23H20L19 21H18V23H19V25H18V23L17 24H14L15 26L16 25H18V26H20V24H21V26L22 25H25V26H23V27H25V28H21L20 27V30H19V28H17V27H15L13 24H11L12 23V21H14L13 20V18H10V16H9V14H7V13H9V11L8 12ZM51 12V13H50ZM264 12V11H263ZM3 13V14H2ZM63 13V14H62ZM57 14H59L58 15V17H57ZM126 15V18H128V16ZM65 16V15H64ZM212 15H210L208 18H205V19H202V20H199V23H201L202 25H205V27H206V25L208 24V25H213V28H209V26H207L209 29H213L214 31H215V33H214V31L212 30L211 31V33L212 34H214V36H215V38H212V40L213 41H215L214 42V46H215V48L218 50V49H220V50H223V52H224V55H227V56H225V58H224V63H226V64H223V66H224V68H223V71H222V69H219V65L217 64V63H215L214 61H210L211 63H215V64H217L216 66L215 65H213V67H212V64L210 63V62H208L210 65V67H212L213 69H214V71H218V73L221 75V74H225V76H226V73H227V75L228 76H232L233 77V75L232 74H235L236 76H239V77H235V78H232L231 76V79H230V77L228 78V76H226V83H228L227 84V86H229V88H227L228 89V93L226 92V90L224 91V93H223V95H224V99H227L228 100V102H229V100H235L237 97L239 98V96L240 97H245L246 95V98L244 99V100H246V99H250L251 97V99H250V103H251V105L253 106L255 103H259V104H255L254 106V109H256L257 107H259V106H263L264 104V101L262 102L261 101V98H263V97H261V96H264V91L262 92L261 90H263V89H260V91L258 90V92L259 93H257V91L255 92L254 91V93H256L255 95H251L250 96V94H252L253 93V91H251V92H249V90H251V89H248V92L247 91H244V89L245 90H247L246 88H250V86L252 85L251 84V81H250V79H249V76H247L248 77V79L247 80H244L245 78H246V74H248V72L246 73V71H247V69L242 65L243 64V60H241L240 58H238L237 56H238V54H240L241 53V51L242 52H244V51H247V50H249V49H251V42H250V44H248L249 43V41L250 40H252V38L254 39L255 37L253 36L255 33H251L252 35L251 36H249V34H248V38L246 37V40H248L247 42L248 43H246L245 41L243 42L242 41V39L240 38V36L237 34V32L234 30V28H229L228 27V25H227V21L226 20H223L220 16V19H219V17H218V15H214V16H212ZM216 16V17H215ZM59 17H61V18H59ZM215 17V18H214ZM218 17V18H217ZM59 18V21H58V24L56 23L57 22V19ZM62 18L64 19V21L62 20ZM126 18H124V19H115L114 20V22H113V26L114 27H116V23H118V22H121V24H123L124 23V20H125V23L124 24H126V23H128V20L126 19ZM216 18H217V20H216ZM12 20L11 21V23H10V20ZM218 19L219 20H221L222 21V23L220 24L219 22H221V21H218ZM62 22H61V21ZM206 20V21H205ZM209 20H211V21H209ZM215 20V21H214ZM24 23H23V22ZM66 21V22H65ZM118 21V22H117ZM223 21H225L226 23H224ZM17 22V20L15 19V23ZM59 22H60V24H59ZM64 22V24H65V28H67V31H66V29H65V31L64 30H61L59 27H61L62 29H63V27H62V23ZM123 22V23H122ZM8 23H9V25L10 26H8ZM198 23V22H197ZM213 23V24H212ZM218 23V24H217ZM224 23V24H223ZM57 24V25H56ZM217 24V26L216 27H214L215 25ZM60 25V26H59ZM220 25H221V28H220ZM224 25H226V26H224ZM3 27H4V25H2ZM58 26V27H57ZM70 26V25H69ZM112 26V27H113ZM230 26V25H229ZM13 27V29H11ZM58 29H60V30H57V28ZM128 27V26H127ZM8 28H10V30L8 29ZM216 28V29H215ZM218 28H220V29H218ZM224 28V29H223ZM226 28V29H225ZM23 29H25V30H23ZM230 29V30H229ZM234 31H233V30ZM248 30H249V27L247 28ZM11 31V33L12 32H15V34H16V37H15V35L13 36L12 34H10V32L9 31ZM19 30V31H18ZM33 31L35 30V29H32ZM51 32H50V31ZM224 30V31H223ZM47 31V30H46ZM52 31H53V33H52ZM56 31H58L57 33H56ZM64 31V32H63ZM9 32V33H8ZM21 32H24V33H21ZM41 32V33H42ZM78 32V33H77ZM230 32H232V33H230ZM233 32H234V34H233ZM6 33H8V34H10V36L11 37H15V40L17 39V41L16 42H18V43H23L25 40H27L28 42H32V43H36L37 44V46H36V44L34 45V44H32V46H35V48L36 47H39L40 46V44L39 43H41V46H42V44H43V47L45 48H42L41 46L39 47V48H36V49H39V50H37V51H35V49L34 48H32V46H31V50H32V52H36V53H33L32 55H29L30 57L31 56H33V58L30 60L28 57H27V61L25 62V63H27V64H25V66H24V64L22 65V64H20V63H16V61L15 60H17V57H18V55H16V57H15V55L14 54H16V52L15 53H13L12 52V50H9V49H11V48H9L10 46V38L9 37H7V34ZM34 33V32H33ZM35 33H36V31H35ZM41 33H39V34H41ZM49 33H50V35H49ZM52 33V34H51ZM62 33L63 34H65L66 35V33H69V34H67L66 36L65 35H63L62 36ZM217 33V34H216ZM22 35V37L23 36H25L24 38H25V40L23 41V40H19V36H20V38H21V35ZM24 34V35H23ZM59 34V35H58ZM221 34H223V35H221ZM232 34V35H231ZM28 35H30V34H28ZM58 35V36H57ZM69 35V36H68ZM217 35V36H216ZM235 35V36H234ZM239 36V37H237V36ZM30 36H32V34L30 35ZM213 35H212V37H214ZM223 36V37H222ZM253 36V37H252ZM256 36V35H255ZM63 37H66V38H68V40H66V39H64ZM96 38L98 37V35H96L95 36ZM221 37V38H220ZM2 38V39H3ZM46 38V39H45ZM70 38V39H69ZM231 38H233L232 40H234V42H233V44H232V40H231ZM235 38V39H234ZM7 39V40H6ZM23 39V38H22ZM48 39V42L46 41ZM218 39V40H217ZM237 39H239V40H237ZM241 39V40H240ZM37 40V39H36ZM62 40V42H60ZM244 40V39H243ZM42 41H43V43H42ZM224 41V42H223ZM231 41V42H230ZM243 43H242V42ZM44 42H46V43H44ZM68 43V44H65V43ZM235 42H238V43H240L239 45H238V43L236 44ZM49 43V44H48ZM82 45L83 44H85L86 43V41L85 40H83V41H81L80 42ZM222 43V44H221ZM241 43H242V45H241ZM5 44V45H4ZM45 44H46V46L48 47H45ZM53 44V45H52ZM216 44V45H215ZM234 44H236V45H234ZM246 44H247V46L248 45H250V46H246ZM4 45V46H3ZM49 45V46H48ZM246 46V47H244V49L242 48V46ZM218 46V47H217ZM220 46V47H219ZM227 46V47H226ZM4 47V48H3ZM241 47V48H240ZM42 48V49H41ZM48 49V51H47V49ZM51 49V51H49L50 49ZM225 48H227L226 50H225ZM228 48H229V50H228ZM1 49H5V50H3V51H1ZM7 49V50H6ZM243 49V50H242ZM247 49V50H246ZM40 50L42 51V56H44L43 58H41L40 56H41V52H40ZM46 52V53H48V54H46L44 51ZM234 50V51H233ZM236 50H238V51H236ZM240 50V51H239ZM55 51H57V50H55ZM55 51H52V53H54ZM6 52H8V53H6ZM43 52H44V54H43ZM233 52V53H232ZM236 52H238V53H236ZM5 54V55H2V54ZM9 53H11V54H9ZM21 53V52H20ZM19 53V54H20ZM37 53H39L38 55H39V57L36 59L35 57L37 56L36 54ZM231 53V54H230ZM234 53H236V54H234ZM14 56H13V55ZM34 54L36 55V56H34ZM236 56H234V55ZM47 55L50 57H47ZM3 56H5V57H3ZM14 58V60H13V58ZM227 57V58H226ZM231 57H233V58H231ZM235 57V58H234ZM262 55H257L256 54V58H259V59H256V60H261V61H259L260 62V64H262V70L264 69V59L262 60ZM48 58V59H47ZM228 58H230V59H228ZM264 58V57H263ZM7 59V60H6ZM10 59H11V62H10ZM41 59V60H40ZM47 59V60H46ZM226 59H227V61H226ZM237 59H239V60H237ZM4 60V61H3ZM233 60V62H231V66L233 65L234 66V68H233V66L232 67H230L229 65V63H230V61H232ZM44 61V62H43ZM56 61V62H55ZM58 60H56V59H54V60H52V62H54V64L56 63V64H58V62H57ZM2 62H4L3 64H2ZM5 62H6V64H5ZM33 62H35L37 65H35V63H33ZM41 62V63H40ZM50 62H51V60H50ZM229 62V63H228ZM9 63H10V65H9ZM234 63V64H233ZM235 63H237L236 65H235ZM12 64V65H11ZM46 64V65H45ZM55 64V65H56ZM178 65H176V64H174V65H172L171 66V70L173 71H171L172 73L171 74H165V73H167L166 71L164 72V70L163 69H161L162 71H161V73H160V71H158V74H159V78H161L160 79V81H162L163 79H167V77L169 76V75H172V76H174V77H172L173 79H172V81H171V76H169V80L171 81V82H173V84L175 85H173V84H170L171 82H169L168 81V79L165 81V80H163V82H161V83H164V85H166V84H168V85H173L172 87L171 86H168L167 85V88L166 89H168V88H170V91H175L176 89V83H177V88H178V90H180V89H183V90H181V91H184L185 93H186V91L187 90H189V91H187L188 93H191V94H188V93H186L185 94V96H187V94H188V96H191L192 97V99H193V101L191 100V103H192V105H194V106H196V107H199L198 105H200L201 103L203 104V105H208L209 104V102H210V104L212 103V101L211 100H214L213 99V95L215 94H213V95H211L212 96V98L210 97V95H209V93L206 95L205 93H207V90L209 89V87H210V84H211V82L213 83V84H211L212 86L213 85H215L216 83H215V81H217L215 78H217V72H214L212 69V73H213V75H212V73H211V71L210 70H208L209 71V73H207V74H209V76H210V78H209V76L208 75H206V77L202 74V73H200L201 75H203L204 77H202L200 74H198L197 72L198 71H193V70H190L191 68L189 67L188 68V66L187 65H185V62H180V63H177ZM182 64H184V65H182ZM3 65V66H2ZM32 65V66H33ZM44 65V66H43ZM229 66V68H228V66ZM16 67V68H12V67ZM37 66V67H36ZM39 66H41L40 68H39ZM218 66V67H217ZM237 66V67H236ZM242 66H243V68H242ZM261 66V65H260ZM4 67H8L7 69H5ZM126 68H124V66H120V67H117V69H115L116 68V66H114V67H112L111 66V68H114V69H111L112 71H109V72H112V73H107L106 74V72H108V68L106 69V72L104 73L105 75H107L106 77L104 76V83L106 84V86L107 87H111V88H115L116 89V87H119V88H117V89H120L121 90V88H123V87H125V86H128L129 84V82L131 81V80H133V77H135L132 73H131V70L132 69H128L127 68V66H125ZM182 67H185L186 69H184V68H182ZM210 67H207V69H210ZM226 67V68H225ZM237 69H236V68ZM20 70H19V69ZM120 68H122V69H120ZM229 70H228V69ZM233 68V69H232ZM244 68H245V70L246 71H244ZM259 68V70L257 69V71H259V72H262V71H260L261 69H260V67H258ZM10 69H11V71H12V69L14 70H16V72H15V70H14V72H15V74H14V76H13V74H11L12 75V77H11V75L9 74V72L10 73H12L11 71H10ZM31 69V70H30ZM124 69H125V71H124ZM126 69H127V72H126ZM176 69V70H175ZM226 69V70H225ZM235 69V72H237V70L239 69L240 70V74H239V72H237L239 75H237V73H235L233 70ZM41 71L43 70V68H41L40 69ZM47 70V69H46ZM45 70V71H46ZM54 70V69H53ZM115 70V71H114ZM117 70H119V71H117ZM160 70V69H159ZM233 71L234 73H232L231 71ZM243 70V71H242ZM9 71V72H8ZM183 73H182V72ZM230 71V72H229ZM36 72V71H35ZM48 72V71H47ZM114 72H116V73H114ZM229 72V73H228ZM241 72H243V73H241ZM120 73V74H119ZM126 75H125V74ZM129 73L131 74V75H129ZM188 73L189 74H191L190 76H194L195 75V73H197L195 76H198L195 80L193 79H189V78H191L189 75H188ZM194 73V74H193ZM216 73V74H215ZM231 73V74H230ZM246 73V74H245ZM8 74V75H7ZM25 76H24V75ZM112 74V75H111ZM121 74H123V75H121ZM163 74V75H162ZM177 74V75H176ZM183 74V75H182ZM241 74H245V75H241ZM9 75H10V77H9ZM16 75H18L17 77L18 78H21V79H18V78H16L15 76ZM111 75V76H110ZM130 77H129V76ZM132 75H133V77H132ZM162 75V76H161ZM168 75V76H167ZM176 75V76H175ZM188 75V76H187ZM22 76V77H21ZM23 76H24V79L25 80H23ZM27 76V77H26ZM119 76V77H118ZM126 76H128L129 78H127ZM164 76V77H163ZM167 76V77H166ZM199 76H201V78L199 79ZM208 76V77H207ZM225 76H223V79H224V77ZM15 77V78H14ZM26 77V78H25ZM122 77V78H121ZM177 77H179V78H177ZM240 77H242L241 79H240ZM243 77H244V79H243ZM14 78V79H13ZM27 78L30 80H27ZM112 78H114L113 80H112ZM175 78V79H174ZM12 81H11V80ZM16 79V80H15ZM33 79V78H32ZM108 81H107V80ZM111 79V80H110ZM120 79V80H119ZM126 79V80H125ZM129 81H128V80ZM180 79V80H179ZM199 79V80H198ZM201 79H210V81L211 82H209V80H208V83L206 84V83H203V82H205V81H207V80H205V81H201ZM211 79H214L213 81L211 80ZM238 79H240V80H238ZM10 80V81H9ZM14 80V81H13ZM26 80H27V82L28 83H26ZM177 80H179L178 82H177ZM181 80H183V81H181ZM229 80V81H228ZM236 80V81H235ZM240 81V82H238V81ZM241 80H242V82H241ZM243 80L244 81H247L248 82V80H249V82H248V84H245L246 82H244V85H246V86H242L244 89H242L241 88V85H239V84H243ZM33 81V82H32ZM106 81H107V83L109 82V81H112V83H111V85H110V82L107 84L106 83ZM175 81H176V83H175ZM190 81H193L194 82V84L196 83V82H201L200 83V85H199V87H197L198 86V84L199 83H196L197 85H195V87L193 86V83H189ZM9 82V83H8ZM15 82H17V83H15ZM20 82V83H19ZM26 83V84H21V83ZM33 84H32V83ZM128 82V83H127ZM169 82V83H168ZM232 82V84H234L235 83V85H238V86H236V90H235V88H233V87H235L234 85H231L230 83ZM12 83V84H11ZM15 83V84H14ZM43 83V82H42ZM114 83V84H113ZM115 83H116V85H115ZM160 83V84H161ZM185 83V84H184ZM187 83H189V84H187ZM210 83V84H209ZM11 85V87H9L10 85ZM18 86H17V85ZM31 86H30V85ZM182 84H184V85H182ZM203 84V85H202ZM205 84V85H204ZM209 84V85H208ZM9 85V86H8ZM14 85V86H13ZM120 85V86H119ZM186 85V86H185ZM188 85H190V87L188 86ZM207 85V86H206ZM250 85V86H249ZM17 87V89L14 91V89H13V87ZM179 86H182V88L181 87H179ZM183 86H185V87H188V89L186 88V89H184L185 87H183ZM191 86H193L194 87V89L192 90V88L193 87H191ZM202 86V87H201ZM9 87V88H8ZM19 87V88H18ZM121 87V88H120ZM159 87V86H158ZM174 87V88H173ZM197 87V88H196ZM204 87V88H203ZM205 87H206V91H205ZM7 88H8V90H7ZM25 89V90H27V91H25V92H27V94H25V93H23L24 94V96H22V95H19L20 93H19V90L20 89ZM173 88V89H172ZM189 88H191V89H189ZM213 88H214V86H213ZM231 88V89H230ZM234 90H233V89ZM4 89V90H3ZM29 89V90H28ZM34 89V88H33ZM99 89V88H98ZM114 89V90H115ZM200 89V90H199ZM239 89H242L243 91H240L239 92ZM196 90H198V92L196 91ZM205 91V93H203L204 91ZM209 90H212V87H211V89H209ZM214 90V89H213ZM212 90V91H213ZM230 90H232V91H230ZM8 91V92H7ZM29 91V92H28ZM117 91V90H116ZM129 91V90H128ZM180 91V92H181ZM191 91V92H190ZM192 91H194V92H196L195 94H194V92H192ZM212 91H208V92H212ZM231 93H230V92ZM124 92H127V90H125ZM184 92H182L183 94H184ZM232 92H235V93H232ZM238 92H239V94H238ZM206 96H204L203 94ZM245 94V96L243 95L242 96V94ZM247 93H250V94H247ZM261 93H263V94H261ZM30 94V95H29ZM182 94V95H183ZM197 94V95H196ZM212 94V93H211ZM227 94V95H226ZM234 96H233V95ZM259 94H261L260 96H258ZM195 95H196V97H195ZM229 95V96H228ZM235 97V96H237V97H235V99H233V97ZM249 95V96H248ZM7 96V97H6ZM9 96V97H8ZM15 96V97H14ZM184 96V97H185ZM205 97L206 99H202V97ZM208 96V97H207ZM230 97V98H228V97ZM6 97V98H5ZM30 97V98H29ZM197 97H198V100H197ZM210 97V98H209ZM261 97V98H260ZM31 98H33L32 100H31ZM183 97L181 96V98H179V99H182ZM199 98H200V100H202V101H205L206 102V100H207V104H205L204 102H201V103H199L200 101H199ZM215 98V97H214ZM223 98H222V100H223ZM237 98V99H238ZM259 99V100H256V99ZM17 99V100H16ZM194 99H196V100H194ZM221 99V98H220ZM236 99V100H237ZM209 100V101H208ZM216 100V99H215ZM213 101V104L212 105H215V102H217L218 103V105L220 104V103H224V104H227V103H225V102H227V100H224V102H221L219 99H217V101ZM254 100H255V102H254ZM263 100H264V98H263ZM37 101V102H36ZM124 101H126V100H124ZM179 100H177V102H178ZM184 102H185V100H183ZM196 101V102H195ZM199 101V102H198ZM230 101V102H231ZM259 101V102H258ZM5 102H6V104H5ZM9 102V103H8ZM11 102V103H10ZM21 102V103H20ZM35 102H36V104H35ZM177 102H175L176 104H175V106H177V107H179V106H181V104L183 105L184 103H182V100H181V102L179 103H177ZM196 104H195V103ZM24 103L27 105H24ZM199 103V104H198ZM217 103H216V107H217ZM261 103V104H260ZM12 104V105H11ZM17 104V105H16ZM19 104V105H18ZM34 104V105H33ZM177 104H179V106L177 105ZM202 104L200 105L201 107H202ZM222 104H220L219 106H218V108H214V106H213V108L214 109H218L220 112H222L223 111V115L224 116H227V117H236V116H239V114H234V110H235V113L236 112H238L239 110H237V108H238V106H234V107H229V106H227V105H224V106H221ZM13 106V107H11V106ZM24 105V108L23 107H18V106H23ZM29 105V106H28ZM15 106V107H14ZM17 106V107H16ZM36 106V107H35ZM169 106V103L168 104H166V107H168ZM251 106V107H252ZM3 107H4V109L5 110H7V111H4L3 110ZM10 108V110H14V111H10L9 110V108ZM237 107V108H236ZM12 108V109H11ZM15 108V109H14ZM233 108H235V109H233ZM253 108V107H252ZM233 110V111H230V110ZM3 111H4V113H3ZM22 111V112H21ZM264 111V110H263ZM15 112H18V113H15ZM24 112L26 113V114H24ZM240 112H241V110H240ZM261 112V115L260 114H258V113H260ZM8 113V114H7ZM9 113H10V115H9ZM22 113V114H21ZM239 113V112H238ZM253 113V114H252ZM257 113V114H256ZM2 114V115H1ZM17 115L16 116V118H17V120L16 119H14L15 117H12L13 115ZM27 114H29V115H27ZM68 114L69 115H71L73 118H76V116H75V114L72 112V111H68ZM242 114H250V118L252 119V120H250V121H248V123L250 122V126L249 127H256V126H258L259 125V127H256V128H259V129H262V124L264 125V121H263V118H264V112H262V110H259V111H257V112H243ZM5 115H8V117L7 116H5ZM23 117H22V116ZM24 115H26L27 116V118H25L24 117ZM230 115V116H229ZM262 116V117H260V116ZM21 116V117H20ZM258 118L257 120H261V121H256V117ZM260 118H259V117ZM11 117V118H10ZM35 117H36V119H35ZM232 117V118H233ZM252 117H254V118H252ZM5 118V119H4ZM8 118H10V120H11V122H12V124L9 126V129L7 128V127H5V121H6V119H8ZM15 120V122L14 121H12L13 119ZM20 118H22L23 120L25 119V120H27V119H29V120H27V121H23L22 119H21V121H19L20 120ZM1 119H2V121H1ZM19 119V120H18ZM255 119V120H254ZM31 120V121H30ZM33 121V122H32ZM254 121H255V123L256 124H252V123H254ZM10 122V123H11ZM16 122H19V124H21V125H19L18 123L16 124ZM252 122V123H251ZM258 122H260V124L258 123ZM262 122V123H261ZM2 123H4V124H2ZM80 124V123H79ZM258 124V125H257ZM12 125H14V126H18L17 128L19 129L18 131H16L17 129L14 127V126H12ZM24 125V126H23ZM83 125V124H82ZM81 125V127H83L84 129H87L88 127H86V126H82ZM2 126H4V129H3V127ZM80 126V125H79ZM262 126V127H261ZM37 127V128H36ZM8 130H10V131H8ZM11 129H13V130H11ZM23 129H24V131H23ZM6 130H7V132H6ZM32 131V133H30V131ZM5 131V132H4ZM12 131H14L12 134L10 133V132H12ZM21 131V132H20ZM27 133H26V132ZM259 131V130H258ZM25 132V133H24ZM36 132H38L37 134H36ZM9 133H10V135H9ZM17 133H18V135H17ZM20 134V135H19ZM22 134H25V135H22ZM32 134V135H31ZM39 134H41V135H39ZM12 135V136H11ZM20 136V137H19ZM27 136V137H26ZM30 136V137H29ZM34 136V137H33ZM12 137V138H11ZM29 137V138H28ZM33 137V139H31ZM13 139V141H11V139ZM19 138V139H18ZM23 138H25V139H23ZM35 138V139H34ZM15 139V140H14ZM17 140V141H16ZM22 140H24L23 142V144H22ZM26 140H28V141H26ZM34 140V141H33ZM19 141L21 142V143H19ZM30 142V143H29ZM11 143H13V144H11ZM29 145H27V144ZM34 145H33V144ZM17 144V145H16ZM26 144V145H25ZM39 144H41V145H39ZM93 144V143H92ZM11 145H13V146H11ZM14 145H15V147H14ZM18 145H20V146H18ZM16 146H18V147H16ZM25 146V147H24ZM28 146V147H27ZM11 147H14L15 148V150L16 151H18V153L14 150V148H12L11 149ZM30 147V148H29ZM50 147V148H49ZM20 148V149H19ZM26 148H28V150H29V152H28V150L26 149ZM175 148V147H174ZM169 148V149H171V150H169L168 152H166V153H160V154H158V155H162L161 157L160 156H157V153L156 154H154L153 152L152 153H149L150 154V156H148L149 154H147V156L145 155V163L147 162V163H149V164H147L146 163V165L149 167H147L148 169H150L148 172L149 173H147L146 174V172H147V168H145V172H143L144 170H141V171H139V172H136V175H134L135 174V172H132V173H130V174H133L134 175V177H138V176H143V175H149V174H151V175H153V176H155L156 178H157V180H156V178L155 177H153V179H154V181L155 182H152L151 184H155V186L154 185H151L150 184V186H149V182L148 181H143L142 182V184L144 185H142V191L143 192H145V194L146 193H148L147 191H149V190H151V188L153 189V191L154 192H156V194H158L159 193V195L157 196L156 195V197H154V198H157V200L156 199H154V198H152V199H154L153 200V202H155V203H153V205L152 204H149L150 202L149 201H151L150 199H147V198H140V199H138L137 201H139V203H141L142 202V204H138L137 203V201H135L134 203H135V205H134V203H132V208L133 209H135V210H137L138 209V207L139 208H147L148 206L150 207H148L150 210H152L153 212H155V213H153L155 216H157V217H161L160 219H159V222H161V223H163V221H164V223H163V225L165 226L166 225V231L168 232V236H167V238H168V240H169V244H167L166 242H168V240H166V239H164V241L165 242H163L162 244L164 245V244H166L165 245V247L164 248H168L167 250H170L169 248H173V247H175L176 246V244H174V246H173V242L175 241H177V244L179 243V242H181L182 240H184V238H185V236H184V232L186 231V235L189 233V231H191L192 230V232L193 233H196L197 232V234H198V232L200 231L199 229H195L196 227L195 226H193V225H191V223H190V219H188L187 218V221L185 220V213L184 212H182V213H179L180 214V216L181 215H183V216H179V217H177V220H179V221H177L176 219L175 220H173L174 218H172V217H174L172 214H170V212L168 211V212H165V211H167V210H165L166 208H165V206H167L165 203H163V202H165V201H163L164 200V197L165 198H167V200H169V201H174L173 200V196H172V194L176 191L175 189H176V187H177V191H178V189H180L178 192L179 193H177V194H181L179 197L181 198V200H182V198H183V201L184 202H186V199L184 198L185 197V195H182V193H184V192H182L183 191V188L182 187H184V189L185 190H188L191 186H192V184H191V182L189 183V182H187V183H185L186 182V177L185 176H187L188 177V175H190L187 179H189V178H194L196 175H198V174H200V173H198V170L200 169V160L199 159H197L198 161H200V162H196L195 160H196V158L194 159H192L191 157H186V156H184L183 154H181L180 153V151L177 149V148ZM235 148V147H234ZM233 147H231V148H229V149H231V150H228L226 153H227V157H225L224 159H233V160H224L223 161V164H224V162H225V166H226V168H225V170L227 169V167H229V168H232L233 166H235V168H238V167H244V171L246 172V173H250L251 171H253L254 170V168H258L259 166H260V164L258 165L257 163L258 162H264L263 160H258L257 159V157H253V153H249V152H245V150H243V148H239V147H236V148H238V149H240L239 151H243L242 153H243V155H241L242 153L241 152H239V154H238V152H236V149H234ZM172 149H174L175 150V152H173L174 150H172ZM234 149V150H233ZM24 150H26L29 154H31V155H29L26 151H24ZM32 150V151H31ZM47 150V151H46ZM232 150H233V152H232ZM17 153V155L18 154H20V153H23V152H25L24 153V155H22V154H20V155H18V156H16V158L19 160V161H17V160H15L16 158H15V155H14V153L15 152ZM38 151V152H37ZM103 152H104V157L105 156H108L107 158L109 159L110 157V161H112V163H110V161H109V163H110V165H112V164H114V163H116L117 162V160H118V158H119V156H120V152H119V150H117V151H114V152H111V151H107V149H103L102 150ZM101 151V153H103ZM172 151V152H171ZM14 152V153H13ZM34 154H33V153ZM105 152H107L106 154H105ZM170 152V153H169ZM179 152V153H178ZM231 152V153H230ZM237 154H236V153ZM39 153V155L38 156H36L35 157V154L37 155ZM118 153H119V156H115V154L116 155H118ZM175 153V154H174ZM176 153H178L179 154V157H178V154H177V156H176ZM234 153V154H233ZM246 153V154H245ZM6 154L8 155V157L6 158L5 156H6ZM114 154V155H113ZM153 154V155H152ZM164 154L166 155V157H165V160H164ZM168 154V155H167ZM171 154H173V155H175V157L174 156H172ZM232 154V155H231ZM250 154V155H249ZM2 155V156H1ZM3 155H5V156H3ZM13 157H12V156ZM25 155H27V156H25ZM156 155V156H155ZM170 155V156H169ZM236 155L237 156V158L236 157H234V156ZM246 155V156H245ZM247 155L250 157V159H249V157H247ZM21 156V157H20ZM24 156V157H23ZM29 156H31L30 158H29ZM34 156V157H33ZM169 156V157H168ZM171 156L173 157L172 159H171ZM182 156V157H181ZM241 156H243V157H241ZM12 157V158H11ZM114 157V160H112V158ZM149 157V158H148ZM177 157H178V159H177ZM186 158V159H184V158ZM204 157V156H203ZM206 157V156H205ZM205 157L203 158V159H205ZM208 157V156H207ZM242 159H241V158ZM246 157V158H245ZM253 157V158H252ZM5 158V159H4ZM9 158H11L12 159V162H10L11 161V159H9ZM169 158V159H168ZM175 158V159H174ZM187 158H189V160H191V164H190V167H186L185 165H183V164H186V163H188L189 162V160L187 159ZM236 160H235V159ZM240 158V159H239ZM245 158V159H244ZM264 158V153H263V155H262V158L261 159H263ZM7 159H9V160H7ZM117 159V160H116ZM147 159H148V161H147ZM171 159V160H170ZM183 159V160H182ZM209 159H212V158H209ZM15 160V162H13ZM50 160V161H49ZM160 160V161H159ZM168 160H170V161H168ZM175 160V161H174ZM180 160H181V162H180ZM188 160V162H186ZM192 160H194V162L192 161ZM246 160V161H245ZM253 160V161H252ZM257 160V161H256ZM17 161V162H16ZM21 161H23V163H24V165L22 164V163H20ZM36 161V162H35ZM39 161V162H38ZM114 161V162H113ZM173 161V162H172ZM179 161V162H178ZM229 161V162H228ZM233 161V162H232ZM19 162V163H18ZM158 162V163H157ZM159 162H161V163H159ZM169 162V163H168ZM174 162H177L178 164L179 163H182L181 165H178V166H176L177 164H175ZM184 162V163H183ZM192 162H193V164H192ZM231 162V163H230ZM235 162H237V163H235ZM243 162V163H242ZM248 164H247V163ZM257 162V163H256ZM7 163V164H6ZM13 163L15 164V165H13ZM27 163H29V165L27 164ZM30 163H31V165H30ZM34 163V164H33ZM55 163V164H54ZM60 163V164H59ZM151 163V164H150ZM168 163V164H167ZM197 163H199V164H197ZM227 163V164H226ZM230 163V165L228 166V164ZM235 163V164H234ZM254 163H255V165H254ZM9 164H11L10 166H9ZM21 164V165H20ZM40 164H41V166H40ZM53 164V165H52ZM63 164V165H62ZM86 163H83V165L85 166H82L83 167V170L84 171H86V172H84V177H83V179H82V182L83 183H87V181L89 180L90 181V179H91V181L93 180L94 182H95V186L97 185V186H99V185H101V184H103L102 183V181L101 180H103V178H100V179H96L97 180V182H96V180H94V178L92 177V175L90 174V172H89V170L91 169L90 168V164L89 163H87L86 165H85ZM157 166H156V165ZM164 164V165H163ZM169 164H171V165H169ZM173 164H175V165H173ZM0 165V166H1ZM6 165H8V166H6ZM12 165H13V169L11 168L12 167ZM21 167V166H24L23 167V169H22V167L20 168L19 166ZM26 165V166H25ZM32 165H35L34 167H32ZM39 165V166H38ZM46 167L47 166V168H45L44 166ZM50 165V166H49ZM56 165V166H55ZM108 166V167H111L112 168V166ZM158 165H159V167H158ZM168 165V166H167ZM183 165V166H182ZM192 165V166H191ZM240 165V166H239ZM262 165V164H261ZM37 166H38V168H37ZM61 166H63V167H61L62 169H64V170H62V169H59ZM124 166H127V167H124V171L130 166L129 164H125ZM165 166H166V169H165ZM169 166H171V167H173V168H171V167H169ZM175 166L177 167V168H175ZM183 168V169H180L181 167ZM187 168H185V167ZM193 166H196V168L195 167H193ZM198 166V167H197ZM232 166V167H231ZM15 167H17V168H15ZM26 167V168H25ZM28 167V168H27ZM31 167V168H30ZM50 167V169H48ZM87 167H89V168H87ZM107 166H104V168L106 169H104L103 167H100V169H102V171L104 172H102L103 174H104V176L106 175V173H109V174H107L106 175V177H107V181L109 180H111V182L112 181H114V180H116V181H114L116 184H118V182H121L122 183V181L123 182H126V181H128L130 178H131V176L132 175H130V176H127L126 174H129V172H131V167L128 169V170H126V171H129V172H124V171H122V168H123V166L120 168V170H121V172H120V170H119V172L121 173H119L118 174V176H117V178H120V180L119 179H112L113 177H115L114 176V174H113V171H111L110 170V168H106ZM167 167H168V169H167ZM180 167V168H179ZM191 167H192V169H194V175L193 174H189V173H186V171H188V172H192L193 170L191 169ZM11 168V169H10ZM36 168H37V170H36ZM41 169V170H39V174H38V169ZM43 168V169H42ZM87 170H86V169ZM126 168V169H125ZM160 168H164L165 170H162V169H160ZM172 169L173 171H171V172H176L177 171V173H174V174H172V173H170V169ZM179 168V169H178ZM184 168H185V170H184ZM198 168V169H197ZM246 168V169H245ZM27 169V170H26ZM59 169V170H58ZM155 169H157V170H155ZM174 169L176 170V171H174ZM178 169V170H177ZM189 169V170H188ZM197 169V170H196ZM7 170H9V172L7 171ZM19 170H21V171H19ZM23 170V171H22ZM25 170V171H24ZM33 170V171H32ZM44 170V171H43ZM49 170V171H48ZM108 170H110V172L108 171ZM133 170V169H132ZM160 170H162V173H164L162 176H161V171ZM184 170V171H183ZM5 171V172H4ZM155 173H154V172ZM166 171V172H165ZM179 171H180V173H181V171H182V175L179 173ZM224 171V170H223ZM17 172V173H16ZM36 172V173H35ZM48 172V173H47ZM55 172V173H54ZM144 173V174H142V173ZM169 172V173H168ZM195 172H196V174H195ZM4 173V174H3ZM35 173V174H34ZM43 173H44V175H43ZM45 173H47L46 175H45ZM86 173V174H85ZM138 173V174H137ZM159 173V174H158ZM179 173V174H178ZM187 175H186V174ZM193 173V172H192ZM17 174V175H16ZM22 174V175H21ZM38 176H37V175ZM42 174V175H41ZM55 174V175H54ZM58 174V175H57ZM123 174V175H122ZM124 174L126 175V176H124ZM140 174V175H139ZM142 174V175H141ZM156 174V175H155ZM173 175V177L174 178H176L177 180L180 178V179H182L181 180V182H180V179H179V183H181V184H177V181H176V183L174 182V180H176V179H174V178H171L172 176H170V175ZM185 174V175H184ZM207 174V173H206ZM206 174H202V175H200L199 177H203V178H207L208 176H209V174H208V176L206 175ZM48 175H49V177H48ZM54 175V176H53ZM88 175V176H87ZM109 175H111V176H109ZM113 175V176H112ZM176 175V176H175ZM181 176V177H178V176ZM205 177H204V176ZM20 176V177H19ZM25 176V177H24ZM47 176V177H46ZM52 176V177H51ZM90 176V177H89ZM108 176L109 177H111V179H108ZM192 176H194V177H192ZM33 177V178H32ZM51 177V180L49 179ZM62 177V178H61ZM105 177V178H106ZM122 177H123V180H122ZM133 177V176H132ZM160 177V178H159ZM163 177V178H162ZM166 177V178H165ZM185 177V178H184ZM19 178V179H18ZM22 178V179H21ZM43 178V179H42ZM52 178L54 179L53 181H52ZM55 178H56V180H55ZM61 178V179H60ZM63 178H65V179H63ZM127 178H128V180H127ZM5 179V180H4ZM9 179V182H15V183H13L12 184V182L11 183H9L7 180ZM16 179H17V182H16ZM49 179V180H48ZM59 179V180H58ZM73 181H72V180ZM86 179V180H85ZM161 179V180H160ZM166 179V180H165ZM21 180V181H20ZM23 180V181H22ZM32 180V181H31ZM42 180V181H41ZM66 180H67V182H66ZM74 180H75V182H74ZM83 180H85V181H83ZM173 180V181H172ZM196 180H197V178H196ZM8 183H7V182ZM30 181V182H29ZM34 181V182H33ZM44 181V182H43ZM49 181V182H48ZM51 181V182H50ZM55 181V182H54ZM70 181V182H69ZM88 181V182H89ZM99 181V182H98ZM107 181H105V183L104 184H106V182ZM165 181V182H164ZM166 181H168V182H166ZM171 181V182H170ZM184 181V182H183ZM212 180L210 179L208 182H211ZM3 182V183H2ZM21 182V183H20ZM37 183V185H36V183ZM42 182V183H41ZM47 182V183H46ZM61 182V183H60ZM66 182V183H65ZM75 183V185L77 186V188L78 189H76V187H74L75 185H74V183ZM148 182V183H147ZM6 183V184H5ZM35 183V184H34ZM69 185H68V184ZM115 183H113L114 185H115ZM170 183V184H169ZM175 183V184H174ZM182 183H185V184H183V185H185V186H183L182 185ZM193 183V182H192ZM7 184H10V186H8ZM31 184H33V185H31ZM41 184V185H40ZM51 184V185H50ZM60 184H61V186H60ZM99 184V185H98ZM120 184V183H119ZM159 184V185H158ZM172 184H174V187H172L173 185ZM177 184V185H176ZM188 184H190V185H188ZM13 185V186H12ZM50 185V186H49ZM65 185V186H64ZM67 185H68V187H67ZM71 185H72V187H71ZM156 185H158V186H156ZM164 186L163 188H162V186ZM169 185H171V186H169ZM176 185V186H175ZM16 186H18V187H16ZM51 186H54V187H52L51 188ZM59 186V187H58ZM63 186V187H62ZM69 186L71 187V188H73V189H68L69 188ZM96 186V187H97ZM149 187V189H147L148 187ZM180 186H182V187H180ZM190 186V187H189ZM6 187V188H5ZM12 187V188H11ZM13 187H14V190H13ZM36 187H38V188H36ZM61 187H62V189H61ZM143 187H145V188H143ZM180 187V188H179ZM188 189H187V188ZM5 188V189H4ZM15 188H16V190H15ZM65 190H64V189ZM172 188V189H171ZM2 189V190H1ZM12 189V190H11ZM21 189H22V191H24L23 189H28V190H30V191H32V192H38V193H40V192H43V193H45V195L46 196H44V198H46V199H44V204H45V207H46V209L44 208H42V210H41V207L40 208H37V206H38V204H36V201H34V199L31 201V199L29 200V197L28 196H25L24 194H22L21 193ZM42 189V190H41ZM57 191H56V190ZM59 189V190H58ZM68 189V190H67ZM144 189L145 190H147V191H144ZM40 190V191H39ZM63 190H64V193H63ZM70 190V191H69ZM73 190H75V191H73ZM80 190V191H79ZM81 190H83V192H85V191H87V193L85 192V193H83ZM168 192H167V191ZM174 190V191H173ZM184 190V191H185ZM3 191V192H2ZM8 191V192H7ZM11 191H12V193H11ZM14 191V192H13ZM56 191V192H55ZM68 193H67V192ZM93 191V192H92ZM171 191H173V192H171ZM10 192V193H9ZM17 192H19V194L17 193ZM59 194H58V193ZM67 194H66V193ZM73 192V193H72ZM13 193H15V195L17 196H15ZM21 193V194H20ZM78 193H81V194H78ZM172 193V194H171ZM10 194V195H9ZM14 195L15 196V198H17V199H15L13 196H11V195ZM18 194V195H17ZM64 194H66V195H64ZM73 194V195H72ZM88 194V195H87ZM161 194H163L164 196H162ZM22 195V196H21ZM62 195H64L63 197H62ZM70 195V196H69ZM83 195V196H82ZM7 196V197H6ZM8 196H9V198H8ZM18 196L20 197H22V199H25L26 197H28V198H26V199H28L29 200V203L27 202V201H25V200H22V202H24L23 204H21V197L19 198L20 199V201L18 200ZM56 196H58V197H56ZM67 197V199L69 200V203L67 204V202H65V199L64 198H66ZM75 196H77V197H75ZM78 196H79V198H78ZM82 196V197H81ZM80 197H81V199H80ZM84 197V198H83ZM158 197H159V199H158ZM48 198V199H47ZM180 198H179V201H180ZM12 199V200H11ZM58 199V200H57ZM85 199V200H84ZM113 199V198H112ZM112 199H110L111 201L110 202H114V204H117L118 206L120 205V204H118V203H115V200L113 201ZM163 201H161V200ZM10 200V201H9ZM17 200V201H16ZM50 200V202L52 203H50V202H48V201ZM60 200V201H59ZM6 201L8 202V203H6ZM19 201V202H18ZM34 201V202H33ZM62 201V202H61ZM86 201V202H85ZM157 201V202H156ZM17 202V203H16ZM46 202H47V204H46ZM76 202H77V204H76ZM145 202V203H144ZM149 202V203H148ZM160 202V204H158ZM161 202H162V208L160 207V205H161ZM3 203H5V204H3ZM31 203V204H30ZM57 203H60L59 205L57 204ZM136 203H137V205H136ZM152 203V202H151ZM157 203V204H156ZM9 204L11 205L10 206V208H9ZM16 206H15V205ZM27 204V205H26ZM35 204V206H33ZM57 206H56V205ZM65 204V205H64ZM157 206H156V205ZM5 205V206H4ZM110 205H112V204H110ZM109 205V206H110ZM148 205V206H147ZM165 205V206H164ZM13 206V207H12ZM15 206V207H14ZM27 206V207H26ZM33 208H32V207ZM48 206V207H47ZM66 206V207H65ZM112 206H114V205H112ZM111 206V207H112ZM159 206V207H158ZM3 207L4 208H7V209H3ZM20 207V208H19ZM39 207V206H38ZM51 207V208H50ZM56 207V208H55ZM71 207V208H70ZM136 207V208H135ZM164 207V208H163ZM14 208V209H13ZM25 208V209H24ZM147 208V209H148ZM152 208V209H151ZM155 208V209H154ZM8 209H10V210H8ZM15 210V211H13V210ZM19 209H21V210H19ZM32 209V210H31ZM53 210V211H50V210ZM68 209H70V211L68 210ZM74 209V210H73ZM161 209H162V211H161ZM6 210V211H5ZM12 210V211H11ZM22 210H23V213H22ZM40 210L42 211V212H40ZM56 210V211H55ZM139 210V209H138ZM155 210V211H154ZM157 210V211H156ZM159 210V211H158ZM177 210H179V211H176V213L177 212H181L182 210L181 209H179L178 207H177ZM10 211H11V214H10ZM39 211V212H38ZM46 211H48V212H46ZM2 212V213H1ZM5 212V213H4ZM15 213V216H13L14 214L13 213ZM35 212V213H34ZM53 212V213H52ZM72 212V213H71ZM76 212V213H75ZM125 211H123L122 212V214L123 215H125L126 216V214H128V217L129 216H131L130 218L134 221V219H135V221H134V223H136V225L137 226H140V227H143L144 225H142V224H144L142 221V219H140V218H138V219H140V220H138V219H136V217H138V215L140 216V215H143V214H140L139 213V211H136L135 213L137 214V213H139L138 215H136L135 216V214H133V217H135V218H132V215H129V213L126 211L125 213H124ZM161 212V213H160ZM19 215H18V214ZM164 213H166V214H164ZM4 214H5V217H4ZM8 214V216H10V217H8V216H6ZM49 216H48V215ZM53 214V215H52ZM162 216H161V215ZM167 214H170L169 215V217H171V219H170V221H169V217H168V215ZM178 213H177V216L179 215ZM12 215V216H11ZM20 215H21V217H20ZM27 215V216H26ZM54 216V217H52V216ZM158 215H160V216H158ZM165 215H167V216H165ZM174 215H175V217H176V214L174 213ZM25 218H27V219H25ZM44 216V217H43ZM52 218H51V217ZM32 217V218H31ZM42 217V218H41ZM168 217V218H167ZM182 217L184 218V219H182ZM4 218H10L9 219V221L8 220H6L5 219V221H7L8 223H5V222H3L4 221ZM15 218H17V220H15ZM22 218V219H21ZM45 218V219H44ZM47 218V219H46ZM152 218V217H151ZM166 218V220H164ZM27 221H25V220ZM54 219V220H53ZM19 220L21 221V222H19ZM48 220H50V222L51 223H49V221ZM142 220V221H141ZM161 220V221H160ZM163 220V221H162ZM185 220V222L183 223V225L185 224V226H188V228H190V229H188L187 227H185V226H183V225H181L182 224V221H184ZM14 221H17V222H19V223H15ZM22 221H24V222H26V224L24 223V222H22ZM55 221V223H53ZM139 223H138V222ZM177 221V222H176ZM181 221V222H180ZM3 222V223H2ZM12 222V223H11ZM13 222L15 223V224H13ZM70 222V223H69ZM75 222H77V223H75ZM108 222V223H107ZM140 222H142V224L140 223ZM159 222H157L158 224H159V226L160 225H162V224H160ZM167 222V223H166ZM173 222V223H172ZM175 222V223H174ZM188 222V223H187ZM32 223V224H31ZM52 223H53V225H52ZM107 223V224H106ZM181 223V224H180ZM189 223H190V227H189ZM18 224V225H17ZM21 224H25V225H27L26 227L28 228L27 230H24V231H22L23 230V228L25 227V226H23V225H21ZM35 224V225H34ZM104 225H106V226H110L111 227V225H112V223L110 222V220L108 221V220H105V222L103 223ZM139 224V225H138ZM179 226L178 228H181V230L183 229V228H187V230H182V231H180L179 229H177V225ZM224 224V223H223ZM10 225H12L11 227H10ZM15 225V226H14ZM18 226V228L19 227H22L23 226V228H19V229H17V226ZM7 226H9L10 228H9V230H7ZM158 226V225H157ZM172 227V228H169V227ZM175 226V227H174ZM181 226V227H180ZM183 226V227H182ZM192 226L193 227H195V228H192ZM224 226V225H223ZM33 229H32V228ZM52 227V228H51ZM255 228H258V231H257V229H256V233H258V234H263V232H264V225H262V224H258V225H255L254 226ZM260 227H261V229H260ZM40 229V232H39V229ZM42 228V229H41ZM63 228H64V230H63ZM6 229V230H5ZM13 229V230H12ZM15 229V230H14ZM16 229H17V231H16ZM61 229V230H60ZM145 229V228H144ZM3 230H5L4 232H6V235L4 234V232H3ZM19 230V231H18ZM169 230V231H168ZM176 230V231H175ZM189 230V231H188ZM37 231V232H36ZM42 231H44L43 233H42ZM49 231L51 232L50 234H48L49 233ZM58 231V232H57ZM60 231V232H59ZM78 231V232H77ZM187 231H188V233H187ZM195 231V232H194ZM30 232V233H29ZM46 232V233H45ZM48 232V233H47ZM69 232H72L71 234H73L72 236H71V234H70V239L68 240V241H63V240H61L60 238H59V236H64V237H66V236H68V234H69ZM200 232H204L203 233V235L201 236V235H199V236H201V237H204L206 234V232L205 231H200ZM12 233V234H11ZM15 233V234H14ZM35 233H38V235L36 234L35 235ZM41 233V234H40ZM61 233L63 234V235H61ZM171 233V234H170ZM174 233V234H173ZM183 234V235H181V234ZM3 234H4V236H3ZM11 236H10V235ZM52 234H54V235H52ZM147 235H146V237H147V240H146V237H145V239L141 236V235H139L140 237H138V239H140V241H141V243L142 244H144L143 246H145V247H143L142 248V251H140V252H143L144 253V255L145 256H147L148 254H150L149 256L151 257V255H154L156 258H153L154 260L152 261L151 260V262H149L150 260H148L147 261V259H152V257L150 258L149 256H147V257H145V263L146 264H150V263H152V264H175L176 262H179V264H192V259H193V257H191L190 255V258H188L187 259V256L185 255V257H184V255H183V249L182 248H176V249H174L171 253H169V251H167L166 249H164L163 247H162V244H157L156 243V245L154 244V242H156V240L154 239V238H150V237H152L151 235H150V233H146ZM190 234V233H189ZM35 235V236H34ZM127 235H130L131 237H133L134 238V235H132V234H128L127 233ZM150 235V236H149ZM170 235H171V237H170ZM174 235V238L172 237ZM197 235V238H195V240H194V242H193V244H194V248H196V247H198L200 244H197L198 242H203L204 240H206L205 239V237L204 238H202L203 240H200V237ZM208 235V234H207ZM8 236V237H7ZM13 236V237H12ZM39 236V237H38ZM53 236V237H52ZM56 236H58V237H56ZM94 236V235H93ZM182 236V237H181ZM4 237V241H2L3 239H1V238H3ZM10 237V238H9ZM43 237V238H42ZM54 237H56V238H54ZM181 237V238H180ZM8 238V242L6 241V239ZM29 238H37V240L35 241V240H33L32 239V241L29 239ZM40 238V239H39ZM143 238V239H142ZM150 238V239H149ZM173 238V239H172ZM199 238V241L197 240ZM207 238V237H206ZM10 239V240H9ZM170 239H172V240H170ZM175 239H177V240H175ZM181 239V240H180ZM13 242H12V241ZM15 240H17V241H15ZM19 240V241H18ZM41 240V241H40ZM153 240V241H152ZM196 240L198 241V242H196ZM23 241V242H22ZM28 241V242H27ZM43 241V242H42ZM50 241H52V242H50ZM69 241H71V242H69ZM148 241V242H147ZM172 241V242H171ZM224 241V240H223ZM3 242H5V243H3ZM35 242H36V244H35ZM48 242V243H47ZM75 242V243H74ZM174 242V243H175ZM23 243V244H22ZM45 243V244H44ZM78 243H80V244H78ZM81 243H82V245H81ZM2 244H5V245H2ZM10 247V248H13V249H10L11 250V253L10 254H8V256L7 255H2V253H1V250L3 249V248H5L7 245ZM42 244H44V245H42ZM46 244L48 245V246H46ZM74 244V245H73ZM76 244V245H75ZM84 244V245H83ZM147 244V245H146ZM2 245V246H1ZM34 247H32V246ZM54 245V246H53ZM60 245H62V246H64V248H62ZM68 245V246H67ZM111 245H113V243L112 244H110V246H109V248L111 247ZM153 247H152V246ZM168 245V246H167ZM170 245V246H169ZM22 246V247H21ZM42 246V247H41ZM65 246H66V248H65ZM92 246V247H91ZM148 246V247H147ZM154 246H159L160 247V249H159V247H154ZM20 247V248H19ZM56 247V248H55ZM72 247V248H71ZM89 247V248H88ZM94 247V248H93ZM152 247V248H151ZM181 247H182V245H181ZM248 247V245L246 246V248ZM32 248H33V250H32ZM51 248H53V249H51ZM158 248V249H157ZM16 249H17V251H18V253H19V255L21 254V256H17L16 254H18V253H14L13 254V252H17L16 251ZM21 249H23V250H21ZM25 249V250H24ZM27 249V250H26ZM36 249V250H35ZM62 249L66 252H64V251H62ZM94 249V250H93ZM153 249V250H152ZM161 249H163L162 251H161ZM12 250H13V252H12ZM34 250H35V252H34ZM37 250H38V252H39V254H37ZM47 250V251H46ZM52 250H56L55 252L54 251H51ZM95 250H97L96 252H95ZM146 250V251H145ZM151 250V251H150ZM249 250H251V249H249ZM249 250H245V251H243V255L242 254H240V253H242V252H239V258H238V256H237V259H240V258H242L243 256L245 257L246 255V257H252L253 259L256 257L255 255H254V252L251 250V251H249ZM21 251H23V252H21ZM31 253H33L32 255L30 254V252ZM43 251H45L46 253L48 252V254H49V258H47V256H48V254L46 255V256H44V254H46L45 252H43ZM80 251V252H79ZM246 251H248L247 252V254H246ZM24 252H26L25 254H24ZM43 252V253H42ZM78 252V253H77ZM138 252H139V250H138ZM139 252V253H140ZM149 252V253H148ZM155 252H160V254L158 255V253H156L155 254ZM245 252V253H244ZM28 253V254H27ZM41 253V254H40ZM52 253V254H51ZM66 254V256L64 255V254ZM167 253H168V255H167ZM251 253H253L252 255L253 256H250L249 254H251ZM36 254V255H35ZM61 254V255H60ZM147 254V255H146ZM162 254V255H161ZM12 255V256H11ZM56 255V256H55ZM98 255H100V256H102V257H100V256H98ZM178 255L180 256L179 258H176V257H178ZM11 256V257H10ZM34 256V257H33ZM40 256V257H39ZM75 256V257H74ZM153 256V257H154ZM160 256V257H159ZM175 256V257H174ZM52 259H51V258ZM78 257V258H77ZM99 259H98V258ZM169 257V258H168ZM173 257V258H172ZM6 259V258H8V259H6V260H4V259ZM55 258H57V259H55ZM69 258V259H68ZM84 258V259H83ZM174 258H175V260H174ZM180 258H183V259H180ZM15 259V260H14ZM73 259V260H72ZM156 259V260H155ZM17 260V261H16ZM57 260V261H56ZM78 260H81V261H78ZM91 260V261H90ZM94 260V261H93ZM104 260H106V259H104ZM178 260V261H177ZM183 260V261H182ZM3 261V262H2ZM36 261V262H35ZM47 261V262H48ZM62 261V262H61ZM90 261V262H89ZM180 261H181V263H180ZM42 262V263H41ZM49 262H48V264H49ZM56 262V263H55ZM57 262H59V263H57ZM78 262V263H77ZM83 262V263H82ZM189 262V263H188ZM191 262V263H190ZM178 264V263H177Z\"/></svg>",
	"mask_w": 264,
	"mask_h": 264
}]
</instances>
